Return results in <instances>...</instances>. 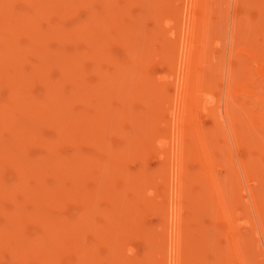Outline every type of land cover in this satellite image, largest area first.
Listing matches in <instances>:
<instances>
[{
    "label": "rangeland",
    "instance_id": "obj_1",
    "mask_svg": "<svg viewBox=\"0 0 264 264\" xmlns=\"http://www.w3.org/2000/svg\"><path fill=\"white\" fill-rule=\"evenodd\" d=\"M19 1L18 0H14L12 2H11V0L8 1L9 7H10L11 3H13V5H11V7H10L12 9L11 11H13V12H11L10 10H6V12H7L6 13L4 10L0 9L2 11V12L0 11V13H1L0 17L2 19V20H0V23L2 25L4 24L3 26L2 25L0 26V34H2V35H0V42H1L0 47H3V48H0L1 49L0 50V55H1L0 56V71L2 72V73L0 72V79H1V81H2V79L4 80L3 82L0 81L1 82L0 103L1 102L4 103V100L8 101L9 99L10 100L8 101V103L10 101H14V98H18L17 96L23 95V93L33 95V96H35V94H37V96H38L39 94L44 93L43 91H45V93L51 91L50 93H52V94L55 93L54 91H57L58 92L57 95L51 94V96H52L51 101L55 104L57 103V105H56L57 108L54 109L55 106L50 101L49 102L50 110H45L47 112H45L44 110L39 111L40 113L43 111V114H44L43 117H40L41 115L39 114L38 111H36L38 113V119L41 118V121H39L38 119H36L37 113L35 112L36 114H34L33 113L34 111H32L33 114L28 113L29 115H27V113H26V114L22 115L23 110H21L20 111L21 115L20 114L18 115L17 112L16 113H13L12 111L8 112V110L3 111V108L6 107V106L4 107V105L7 103L6 101H5L6 103L3 106H2L3 103H1V105H0L2 107V108H0V113L2 112L1 114H3V115L0 114L1 115L0 117L5 116L4 113L6 114V111L8 114L11 113L14 115V116L11 114L8 115V117L9 116L11 117V120H10V117H9V119H7L8 117L5 116L6 117V123H5L6 126L3 127L5 129L0 128V133H1L0 138L2 140V141H0V146H1L0 148L2 149L1 150L2 153L5 154L4 157L7 158V156H8L7 160H5L4 157L2 158V160L6 164V165H4L3 161H1V157L3 156V154L0 152L2 155V156H0V161L4 165L2 170H1L2 165L0 167V170L3 173V174L2 173L0 174V177L2 175V177L0 178L1 179L0 183L2 184L3 182H1V181L4 179H5L4 182L6 181L5 183H3L5 185L1 186V184H0V187H1L0 188V196L4 198V199H2V201H0V203L2 202V204H0V226L2 225L0 227V229L1 228L3 229L2 230L3 232L0 233V235H1L0 239H2L1 240L2 243L0 241V244L2 246L6 244L5 245L6 247L3 246L5 248H3L0 245L1 246L0 247V259H2V260H0V264H10V263L11 264H19V263H22V264H28V263L29 264H46L47 261H50V263L47 262L48 264H59V261L63 262V263L61 262L60 264H65L66 262H73V264L74 263L75 264L76 263L77 264H88V263L91 264V263H93V261L95 264L98 261H99L98 264H113V262L111 260L112 257L114 256L111 253L112 248L110 249L111 254H109V252H108L109 255L108 256L105 255V253H107V251H108V245L107 244L113 243L114 244L113 246H115L116 239L118 240L121 236V233H122V232L121 233L119 232V229H120L119 226L122 225L123 223H126L127 221L128 222L126 224H123V226L125 225L126 227H127V224H129V226L127 228L128 230L125 227L124 231L125 230L126 231L125 232L123 231L124 234L127 232L125 234L126 236L124 234H122L123 240L121 239L122 237L120 238L121 240H118L120 242L122 241V243H121L122 249L121 248L119 249L120 255H118V256H122L123 261L120 257L121 264H154V262L155 263L157 262V258L160 255V248L162 246L164 247V248H162V250L164 249L166 251L163 250L164 253L162 252L163 254H161V256L158 259H160L161 257L162 258L158 262L160 264H174V262H173V250H174V244H175L174 243V208L171 206L170 200L171 199L173 200L174 191L172 188H173L174 183H175L176 115L178 114V111H179V91H180L181 77L183 74L182 44L185 41V37H186L185 30L187 29V25L189 22V15L192 12L191 4H190L191 0H110L112 3L108 2L109 0H107V2L109 4L111 3L112 7H109L111 5H108V3L105 2L106 0H102V3L105 2L108 7L106 6V4H102V3L100 4L101 0L100 1L92 0V2H90L91 4L86 2L88 0H78V1H76V0H66V1L64 0V1H62L61 0L62 2H60V0H59L58 2H56L57 4H59V3L62 4L63 2L64 3H66V2L68 3L70 1L71 2H70V5L67 4V6H64L66 8L65 10H67L66 12L64 9H62V8H64L63 6L60 5L62 7L61 8L58 5V7H56V9H58V10H59V8H61V9H60L59 13L56 12L57 15L55 13V7L54 8L52 7V6H56L57 4L54 3L55 1L53 2V0H49L50 2H48V0H46V1L45 0H42V1L39 0L40 2L38 0H37V2H35L33 0H32L33 2L31 0H24V1L19 0ZM43 1H45V2H43ZM211 1L212 2L210 5V7H211L210 8V14H208V17H207V22L211 28V31H210L208 54H207V59L205 61V66L207 67V71L211 67V70H209V73L212 72V73H210L212 75L210 76V81H208V78L206 77V79L204 81V85H206V84H207V86L210 85L209 88L212 89V93L214 94L215 100H214V103L212 104V106H210L207 109V111H203V110L200 111V121L203 125H205V127L210 126V128L212 130V139H211V141L208 142V145H209V151L214 158L213 168L215 166L214 170L218 174V178H219L218 183L220 184L219 188H220V190H222V192H223L222 194H225L224 195V196H226L225 198H228L227 199L228 203L230 202L229 206L231 208H229V209H231V212H232V213L230 212L231 213L230 215H231V219L233 221V224L235 225V229H236L237 233L239 234V236L242 237L241 238V245H242V247H244L243 251L244 250L246 251V252H244V254L247 258V261L244 264H264V235H263L264 229H262L263 231L261 230V228H264V226H263L264 225V205H263L264 204V0H211ZM38 2L42 3V5L44 3V6H41V4L38 5ZM46 2H47V4H46ZM31 3H33V4H31ZM64 3H63V5H64ZM51 4H53V5L51 6ZM76 4L77 5L80 4V6H82V9L79 5L77 6ZM46 5H48L49 7ZM72 5H74V6H72ZM83 5H85V7ZM100 5H102V10H101ZM152 5L156 8H154ZM40 6L42 9L40 8ZM71 6H72V8H71ZM105 6H106V8H104V9H106L108 11V13H109V11H111L109 14L105 13L106 10L104 11V13H102L104 10L103 7H105ZM9 7L7 9H10ZM14 7H16L17 9ZM28 7H30V8H28ZM38 7H39V9H38ZM44 7L46 8L45 10H44ZM50 7H52V8L50 9ZM73 7H74V10H73ZM77 7L80 9L78 10ZM19 8L24 9L23 12H25L26 15L29 14L28 16H30L32 19L31 22H33V20H34V22H33L34 26L36 29H38L37 32H41L40 33L41 37L44 36V34H46L45 28H47L49 30V27H50V29H52V31L54 33L53 34L50 33V36H47V38L49 37V39H47V42H46L48 44L47 46H45V44H44V47H42L43 43L45 41L44 37L42 39V40H44L43 43L40 41L41 38L39 39V42H41L42 46L38 42V45L40 44V46L42 48H38L39 46L37 47V45H36L37 43L35 41L32 42V40H30L31 43H29L27 40H25L27 38L24 37V36L28 37V35H27L28 33H26V30H23V31L20 30L21 28L19 29V28L15 27L14 29H10L11 30L10 32L11 33L13 32L12 33L13 35L8 31V29L4 30L5 26H8L11 24V21H10V24H9V21H7L8 15L9 14H11L12 16H13V14L16 15V10L18 12L20 10ZM68 8H70V9H68ZM107 8H110V9L108 10ZM174 8H177L178 11L182 10L181 14L183 13L181 16L180 22H178V24H182V28L180 29V33L181 32L182 33L180 35V44H179L180 48H179L178 56H176L175 66L171 62V58H168V56H165V55H167V53L168 54L172 53V51L169 48L170 42L175 43L176 42L175 40L177 39V37L175 38L173 32H171L174 28L173 25L168 23V20L171 17H173L172 10ZM14 9H16V10H14ZM30 9H32V10H30ZM114 9H115V11H114ZM34 10H36V11L38 10V11L33 13L32 11H34ZM51 10H54L53 16L51 14V12H52ZM68 10H69V13H68ZM86 10L89 12L88 15L86 14V13H88ZM3 11L6 13V16H5V13ZM43 11H45V12H43ZM99 11H100V13H99ZM9 12H11V13H9ZM21 12H22V10H20V13ZM112 12H114V13H112ZM61 13H63L64 16L62 14V15H59V17H58V14H61ZM65 13H66V15H65ZM73 13L76 16L72 15ZM44 14L47 15V17ZM79 14H81V15H79ZM102 14L104 15L103 18H102V16H103ZM181 14H179V16ZM39 15H42L43 17L39 16ZM70 15H71V17H70ZM85 15H87V17ZM107 15H109V16H107ZM44 16H45V18H44ZM94 17H96V18H94ZM37 18L38 19L40 18V19L37 20ZM60 18H61V20H60ZM93 18H94V21L91 20ZM5 19L7 21L6 24L4 23ZM83 20H84V23H86V26H84L85 28L83 27L82 32H79V31H81V29L79 28V27H81L79 23L84 24ZM96 20L97 21L99 20V21L97 22ZM36 21L41 22V23H39V25H38ZM51 21H52V24L54 22H56L55 24L57 25V29L55 28L56 27L55 24H53V25H55V27H54L55 30L53 28H51V24H50ZM113 22L115 23V25L113 24ZM154 22H155V24H154ZM60 23H62V24H60ZM35 24H37V25H35ZM70 24H72V26H70ZM73 24H75V26H76V24H79V26H78L79 30L77 29V26L73 27ZM87 24H89V25H87ZM117 24L123 25L121 30L119 28H115V26ZM110 25L111 26L114 25V26L110 27ZM62 26L64 28L69 26V27H67L68 29L66 28L68 31L65 30ZM58 27H60V29ZM116 27H118V26H116ZM70 28H72V30ZM75 28H76V30H78L77 32H76V30H74ZM14 30H15V32H14ZM16 30H18V31L16 32ZM63 30H65L66 34H68L69 30H70V33L68 34V36H66L65 33H64L65 34V36H64ZM19 31L21 34L23 33V35L20 34L21 35L20 36L18 34ZM60 31L62 34L60 33ZM87 31H89V32H87ZM121 31H122V33H121ZM4 32H6V35ZM55 32L58 33L59 35H61L60 41H59L60 38H59L58 34H56ZM71 32L72 33L74 32V33L72 34ZM106 32H107V36H105ZM7 33H10L11 36ZM14 33H15V35L16 34L17 35L15 36ZM86 33H88V34H86ZM100 33H101V35H100ZM102 33H103V35H102ZM47 34H48V32H47ZM54 34H56V36H54ZM71 34H72V37H71ZM78 34L79 35L81 34V36H79ZM92 34L94 36L95 35L96 36L94 37ZM123 34H125V35H123ZM7 35H9V36L6 37ZM77 35H78V37H77ZM132 35H134L135 38H134V36L132 37ZM3 36H4V38H2ZM22 36L24 38H22ZM57 36H58V39H57ZM62 36H64V37H62ZM69 36L71 37V39ZM103 36H104V38H102ZM79 37H80V39H79ZM88 37L90 38L91 43H89L90 40L88 39ZM124 37H126V38H124ZM7 38H11V39H7ZM17 38H19V40ZM54 38H56V39H54ZM68 38H69V40H68ZM92 38L94 39V42H93ZM98 38H100V39H98ZM127 38H129L130 40H132L134 38L133 39L134 42H132L133 44L131 43V41L129 39L127 40ZM3 39H5L6 42H4L5 40H3ZM101 39H102V41H101ZM9 40H11L10 42H12V40H13L14 42H12V43H14V45L12 43H10ZM26 41L28 44L26 43ZM49 41H50V44L48 43ZM124 41L127 42L128 45ZM23 42H25V44H27V46L29 48H32V49L28 48L26 50L25 49L26 45ZM134 43H135V47H133ZM131 44H132V47L130 46ZM2 45H4L5 47ZM23 45H24V47H22ZM11 47H12V49H11ZM86 47H87V49H86ZM9 48H10V50H9ZM35 48H36V50H34ZM78 48H79V50H78ZM130 48L135 51V52L133 51V53L136 56L140 57L141 56L140 54H142V55L144 54L143 56H146V58L140 57L142 59H146V62L143 65L142 73H145V75L149 76L150 80L152 81V83H155V85H157V86L160 85L159 87H162V88L167 87V93H168L167 95L169 98L171 96H173V101H172L173 117H169L167 115L166 120H164V116L162 115V117H161V115L159 114V110L155 113H151V111H150L151 107H153V105L155 104V98L153 97V95L148 96L146 92H145V94H144V92H142L143 93V96H142V93L140 92L141 94L140 95L138 94L140 97L139 96L137 97L138 91H136V90L139 88V86H138L139 79L137 77H139V74H137L134 71H129V72L128 71H125V72L119 71V68L116 65L119 64L118 62L121 63L124 60L126 61V59L128 58L127 52H129L128 49H130ZM40 49H42L43 51L42 50L40 51ZM16 50H18V51H16ZM52 50L53 51L56 50V52H52ZM74 50H76V51H74ZM25 51H27L28 54ZM39 51H40V54H39ZM92 51H93L94 57H93V54L91 53ZM105 51H106V53H105ZM18 52L21 55H19ZM34 52H35V55H34ZM50 52H52L54 55ZM79 52H80V55H79ZM99 52L102 53V57L105 56L104 57L105 59H102L100 61V60H98L99 57L96 56L97 58H95V55H97ZM136 52L138 54H136ZM49 53H50V56H49ZM55 53H57L59 57ZM67 53L68 54L70 53V55L71 54L72 55L71 56L67 55ZM103 54H107V56L103 55ZM33 55H34V57H33ZM73 55L77 56L75 58V62L77 63L78 66H79V63H82L81 61H83V65L85 64V66H79L80 67L79 71H81V72L79 73L78 76H76V75L74 76V74H75L74 68H75L76 64L72 60V59H74V58H72ZM37 56L40 58V60H41V58H43L42 61L47 62V64L44 65V62H41ZM63 56H64V58H63ZM75 56H73V57H75ZM5 57L7 59L9 58L8 61ZM19 57H21L24 60L23 63H21L23 60L21 58L19 60ZM52 57H53V59H52ZM55 57H57V59ZM60 57L63 59H61ZM166 57H167V59H166ZM80 58H81V60H79L80 61L79 62L78 59H80ZM91 58L96 59L97 61L94 62ZM35 59H37V60H35ZM50 59H52V60H50ZM54 59H56L57 62L54 61ZM58 59L62 63L60 66L58 65V63H60V61ZM1 60H3L4 62ZM69 60L70 61L72 60L73 65L71 67L69 65H67V62ZM18 61H20L19 62L20 64L19 63L16 65L13 64V63H17ZM36 61H39V62H36ZM49 61H52V63H50ZM29 62H30V64H29ZM35 62H36V64L34 65ZM93 62L95 64L96 63L97 64L95 65ZM41 64L43 67H39ZM50 64H51V66H53V67H50L51 71L48 69L49 68L48 66H50ZM13 65H14V68H16L18 66L20 67V65H22L21 69L22 68L23 69L22 70L19 69L21 74H22V71L24 70L23 74L20 75L21 79H22V81L20 80L21 84L18 82H16V83L14 82L15 80L12 77L13 69H10L11 66H13ZM25 65L26 66L28 65V66L26 67ZM33 65H34V67H32ZM37 65L39 68L37 67ZM80 65H82V64H80ZM5 66H6V68H5ZM24 66H25V68H24ZM44 66H45V68H44ZM93 66H94V68H93ZM95 67L97 68V70ZM172 67H173V69H172ZM4 68L7 70L5 71ZM32 68H33V70L30 71V69H32ZM34 68L37 70L35 71ZM70 68H72V70ZM81 68H82V70H81ZM83 68L85 70H83ZM26 69L28 70V73L31 72V74H30L31 77L27 75L28 73H27ZM44 69H46V71ZM47 70L50 72L48 73ZM68 70L70 72H67ZM3 71H5V72H3ZM34 71L37 74L38 73L41 74L42 77L39 74L38 75L35 74ZM43 71H45V72H43ZM59 71L61 73H64V72H67V73L61 74ZM42 72H43V74H42ZM54 72H56V74ZM57 72H59V73H57ZM84 72L87 74L84 75ZM6 73L11 74V75L8 76ZM24 73H26V75H24ZM45 73H48V74H45ZM68 73H70V75H71V73H73V74L70 76ZM81 73H82V77H80ZM66 74H68V75H66ZM1 75H2V77H1ZM4 75H6V76H4ZM23 75L26 77L23 78ZM59 75H60V77H57ZM10 76H11L13 81L11 80ZM38 76H40V77H38ZM74 77H75V83L76 84H82L83 89L86 90L88 88V91L90 89L89 92H91L93 90L92 93L90 94V96H89L88 91H85L82 89H81L82 92L79 90L82 95L80 94V92L73 91V89H74L73 86H75L76 84L74 82L70 81V79L71 78L73 79ZM94 77H96L95 80H94ZM9 78L13 84L6 83L7 81L11 83V81L8 80ZM26 78H28L26 80V82H28V84L23 83V86H21L22 82H25L24 80ZM35 78H37V79H35ZM42 78H44V79L41 80ZM52 78H54L55 81ZM57 78H60V79L56 80ZM121 78H122V80H119L120 83H118L119 82L118 79H121ZM127 78H130V80H128ZM165 78H166V81H165ZM45 79H46V82L44 81ZM64 79H65L64 82L66 83V85L63 82ZM67 79H68V81H67ZM78 79H81L83 81H81V80L79 81ZM105 79H106V81H105ZM31 80L33 83L31 82ZM48 80H50L51 82L53 81L54 83L52 84ZM61 80H62V82H61ZM73 81H74V79H73ZM48 82H50L51 85L49 84V86H48V84H47ZM80 82H82V83H80ZM90 82H91V84H90ZM95 82L101 84L100 87L98 88L100 90H98V89L96 91H94V89L91 90L90 87H92L93 84L95 86L97 85V83H95ZM125 82L127 84H124ZM3 83H6L7 86L4 85ZM45 83H46V85H45ZM56 83H59L58 86L56 85ZM69 83H72V84L69 85ZM102 83H104V84H102ZM122 83H123V85H122ZM17 84H18L19 88H18ZM31 84H32V86H31ZM14 85H16L17 87H14ZM25 85H26V87H24ZM44 85H45V87H44ZM104 85H105V87H107L106 90L104 89V95L105 96L107 95L106 99H103L105 97L102 98V96H104L103 91H102V89H103L102 86L104 87ZM62 86H64V87H62ZM28 87L31 88L32 90L31 89L27 90ZM67 87H69V88H67ZM71 87H72V89H71ZM8 88H9V91H8ZM15 88H16V90L18 88L17 92H13V96H16V97L13 98V96L10 97L9 94L7 95V92L12 94L11 92L13 90L16 91ZM44 88H45V90H43ZM21 89H22V92H21ZM69 89L71 91H69ZM10 90H12V91H10ZM64 90H67V92L69 91L70 93L69 92L67 93ZM61 91H64V93L61 94L62 93ZM99 91H101L100 93L102 95H100V93H96ZM20 92H21V94L19 95ZM71 92L74 93L76 96H74V94L72 95ZM15 93H16V95H15ZM85 93H87L88 96H86V95L84 96L83 94H85ZM93 93H94V95H93ZM3 94H5V96ZM60 94L62 95V97H60V99H59V96H61ZM64 94H65V96H64ZM79 94H80V96H79ZM98 94L101 98L98 96ZM134 94H136V95L134 96ZM95 95H97L96 100L98 98L102 99V100L96 101L94 99ZM20 97H22V96H20ZM74 97H75V99H74ZM84 97H86V98H84ZM89 97H91V98H89ZM159 97H160V95H159ZM62 98H64V99H62ZM65 98H67V99H65ZM70 98L73 99V101L72 100L70 101ZM81 98L83 100L85 99L83 101V103L80 102V101H82ZM87 98H88V101L90 100L89 103L91 105L88 102H85V101H87L86 100ZM18 99L20 101L17 100V102L19 101V103H20L21 98H18ZM92 99H93V101H92ZM54 100H56V102ZM59 100H61V101L64 100V102H66V103H64V102L60 103L61 101H59ZM105 100H107V101H105ZM58 101H59V105L61 104L60 106L58 105ZM102 101L105 103H102ZM226 101H227L228 111L230 112L228 117L225 115ZM17 102H15V104L18 105L19 103H17ZM67 102H68V106H70V105L72 106V108L69 107V110L72 109L70 112L75 113V114L71 115L69 110H66V107L68 108ZM84 103H86V104L88 103L87 106ZM94 103L96 105H94ZM99 103H101V104L98 105ZM53 106H54V108H52V110H51V107H53ZM63 106L65 107V109ZM101 106H102V109H101ZM58 107H59V109H58ZM60 107H62V108H60ZM60 109L62 110V114H63V111L70 113V114H66V115H68V118L70 116H72L73 119L71 117L70 118L73 122L75 120H76L75 122H78L79 118L81 121V117H82V121L84 122L85 119H83L84 118L83 116L86 115L88 118L89 117H91L92 119L96 118L95 123H94V120L92 122L91 120L88 121L87 120L88 118H86L85 123L87 121L92 122V123H90L91 127L89 126V128H88V125H87L88 123L87 124L84 123L85 127L88 129L87 130L82 123L81 126H79V129L81 130L80 131L79 129L75 128L78 126V123H80V121L77 123V126H76L75 123L73 125L72 124L73 122H71V120L69 119L70 124H67L66 121L68 120V118L65 115V112H64L65 117H63ZM48 111L49 112L54 111V112H51L53 114H51V113L49 114ZM84 112H86V113L84 114ZM55 113H57L56 116H55ZM35 115H36V117H35ZM46 115H47V117H46ZM50 115L51 116L53 115L54 118H53V116L51 117ZM59 115H61V118ZM78 115H79V118L77 117ZM115 115L117 118L115 117ZM150 115L152 116V119L149 122V116ZM12 116H13V119H12ZM20 116H23L22 119ZM48 116H49V118H48ZM142 116L145 118V120H144L145 124L144 125L139 124V122L142 123L141 122ZM14 117H16V118H14ZM17 117H19V119ZM26 117L27 118L30 117V118L27 119ZM44 117H46V119H43ZM50 117L54 120L55 123H56V120L59 118L57 120V124L54 123L55 125H59L61 123L60 124V126H61V125H63L62 121H63V123L65 121L66 124H64V125L67 126V127H65L63 125V127H64L63 129L65 132L63 131V133H62V131H60L62 129V128H60V126L58 127V126L54 125L55 128L51 127L53 125L52 124L53 120ZM74 117L75 118L77 117L78 121H77V119H74ZM24 118L26 120H23ZM47 118L50 119L49 122H48ZM114 118H116V120H113ZM60 119H63V120H61V122H60L59 121ZM64 119H67V120H64ZM4 120H5V118H3V120H0V124ZM18 120H19V122H17V124H15V122ZM43 120H44V123H42ZM9 121H10V123H9ZM25 121H26V124H24ZM46 121L48 123H46V125H45ZM114 121H115V123H114ZM133 121H134V123H133ZM136 121L137 122L139 121V122L137 123ZM7 122H8V124H7ZM11 122H13V124H11ZM107 122H110V123L108 124ZM3 123L1 124V127L3 126ZM113 123H114V126H113ZM135 123H137V126ZM43 124H44V126H43ZM11 125L15 126L16 128L18 126L17 129L19 131L13 132V135L15 137H16V135H18L19 137L17 136L15 138V137H13V135L11 136L12 129L15 131L17 130V129H15V127H13V126L11 127ZM22 125L25 128L28 125H31V127H28V130H27V128L24 129L22 127ZM32 125H33V127H32ZM36 125H40L38 127L39 129L42 127L40 132L38 131V128H36L37 127ZM69 125L75 126L74 127L75 130H74V128L72 129L74 132H71V130H70L71 126H69ZM108 125H110V126L108 127ZM140 125H142L143 127H141ZM19 126L21 128V133H20ZM111 126H113V127H111ZM9 127H10V129H9ZM81 127H82V129H81ZM107 127H108V129H107ZM135 127H137V128H135ZM22 128L24 130H22ZM29 128H31L32 130L30 129V131H29ZM33 128H34V130H33ZM67 128H69V129H67ZM141 128H143V129H141ZM139 129H140V131H139ZM7 130H11L10 133ZM56 130L60 131V132H58L59 134L57 133ZM141 130H143V132H141ZM78 131L81 135L78 134ZM90 131H91V134H88V133H90ZM105 131L106 132L108 131L107 132L108 134ZM160 131L162 133H163V131H165L164 133L168 136L169 143H167V145H166L167 147L166 146L161 147L158 144V137H159ZM168 131L170 133H168ZM69 132H70V134L68 136ZM92 132H94V133H92ZM100 132L102 134H100ZM38 133H40L39 134L40 137L38 135L35 136ZM60 133H62V135H64L65 138H62L64 136H62ZM66 133H67V137H69V138L66 137ZM2 134H4V135L2 136ZM33 134H35V135H33ZM73 134H74V136H72ZM86 134L89 136L87 137ZM98 134H100V136L101 135L104 136L106 134L105 135L106 137L104 138L103 136H101V137H103V139H99L101 137ZM21 135L23 137H26V138H28L27 135H29V137H31L32 140L35 139V141H37V142L32 143L31 146L28 143V141H32V140H30V138L28 140H24L25 142L27 141L26 144L23 140H22V142H20L22 139V138H20ZM82 135H84V136H82ZM70 136L72 139L70 138ZM12 137L15 138L14 141H13ZM54 137H56V139ZM59 137H61L62 140ZM73 137H76V138H73ZM10 138L13 141V143H12L13 146L10 143V142H12ZM19 138H20V140H19L20 145L18 144ZM37 138H38L39 142H38ZM48 138L51 140V142H50V140L48 141ZM83 138H84V140H83ZM7 139H8V141L10 139V141L6 142ZM16 139H17V141H16ZM74 139L77 141H75ZM90 139H92V140H90ZM54 140L56 141V143L54 142ZM102 140H104V141L102 142ZM196 140H197L196 136H193L191 138V146L189 148V152H192V153H198L199 152L197 149L198 144H197ZM70 141H72V142H70ZM15 142H17L18 145L15 144ZM41 142H44V143L46 142V144H44L45 146H47V142H49L48 147H44V145H42L43 143H41ZM97 142L99 143L98 145H96ZM126 142L128 144V146L126 147V154H127L128 158L127 157L125 158V160L123 162L124 166L123 165L120 166L119 164H116V163H114V166H116L118 169L122 167L123 171H121V172L122 173L124 172L126 174H132L133 171H134L133 173H135V171L137 169L140 170V168H142L144 170V172H146L147 174H149V175L152 174V176L148 180L144 181L143 186L141 188L142 189L141 193H140L141 195L138 198V202H137V199L135 198V191H134L133 187L130 186V183H128V179L126 181H123V179H121L122 178L121 176L118 177V179L113 178L114 181L112 182V184L109 185L108 184L109 179H110L109 177L112 175V173H110V169H108L105 172H102V174H101V172H99L97 170V168H95V167L89 168V166H90L89 165L85 169L86 166L83 165L82 166L83 170L89 169L88 171H86V172L84 171V173H83V170L81 169L82 167L76 166V165H78V163H80V159H78V157H77L76 161L77 162L79 161V162L76 163L73 161L74 159L71 158L73 155V152L75 151L74 152V154H75L78 151L75 149L77 147L80 150V151H78L80 157H82V158L86 157V159L88 157L89 159H91V157H89V156H93V158H92L93 161H94V158H96L95 161L99 160L98 162L104 163L105 160H106V162L109 160V158H110L109 154H111L110 151L112 152V150H113V152H114L116 149L120 148L122 146V144H125ZM6 143L7 144L10 143L12 148L15 147L14 144L16 145L17 148H18V146L22 147L23 144H25L24 146L29 144L28 145L29 148H27V146H26V148L23 146L22 150H20V149L15 150L16 147H15V149H9L10 148V146H9V148L3 149V147L7 146V145L4 146ZM21 143H23V144L21 145ZM51 143H52V147L50 146ZM54 143L57 144V146H58L57 148H55V145H53ZM100 144L107 146L109 148L108 150H110V151L107 150V147H103V145H102V147H100L101 146ZM59 147H60V149H59ZM70 147H73V148H70ZM46 148H50L52 150L46 149ZM104 148L106 149V151ZM23 149H25V151L27 149H29L27 151V153H28V155L30 153V155L33 159L30 158V156L27 157L26 156L27 153ZM55 149H56V151L54 153L53 150H55ZM3 150L4 151L9 150L8 151L9 153L13 152V153H11L12 155L14 154L13 157L11 155L9 156L8 155L9 153L7 152L8 153L7 154ZM46 150L50 151V152H47ZM15 151H18L21 154L19 155V153H14ZM105 152H106V154H104ZM23 153H24V155H23ZM48 153H49V155H48ZM63 153H66V155H63ZM77 153H76V155H78ZM81 153H83V154L80 155ZM98 153H99V155H98ZM6 154H7V156H6ZM15 154H17V155H15ZM32 154H36V157H34L35 155H32ZM37 154H40L39 159H41V160L35 159V158L39 157V155H37ZM69 154H71V155H69ZM134 154L138 158H136V156ZM22 155L27 157L28 160L30 159L28 162V163H30L29 167H28V163H27V165H25L26 163L24 164L22 162L26 158H24V157L18 158ZM52 155L54 156V158H52L53 157ZM62 155H63V158H62ZM84 155H86V156L84 157ZM94 155H95V157H94ZM42 156H43V158H42ZM55 156H56V160L58 159L59 156H61V157H59V160H60L59 162H62L61 158L64 161L62 163L58 162V164L55 163L58 161V160L57 161L55 160ZM96 156L99 158H97ZM17 158L19 159L18 160L19 162H22V167H20L21 163H19L17 160L16 161L14 160L15 161L14 163L17 162L16 163L17 172H16V169H14L16 167H14L15 164L12 163V161H13L12 159H17ZM69 158L72 160V162H71V160H69ZM100 158H101V161H100ZM20 159H23V160L20 161ZM8 160H11L8 162L11 164L7 163ZM103 160H104V162H103ZM32 161H35L36 164L39 162L40 164H38V165L41 167H38V165L36 167L35 163L34 162L32 163ZM66 161L68 163L71 162V164H73L74 168L72 167V169H71L70 167H68L67 166L68 163ZM1 162H0V164H1ZM24 162H27V160H25ZM45 162L47 163V165L45 164ZM53 162H54V164H53ZM242 162H244V163H242ZM245 162H247V163H245ZM49 163H50V165H49ZM164 163H167V164H165V166H164ZM33 164H34V166H33ZM63 164L65 167L63 166ZM12 165H14L13 166L14 168H12ZM48 165H49V167H51L53 169H49ZM54 165H56L57 167L56 166L54 167ZM79 165H81V164H79ZM195 166H196L195 160H190L189 166H188L189 172L192 171ZM31 167H35L37 169H40L44 176L41 174V171L36 170L34 168L36 170V172L34 170L35 175H30V178L34 177V179H30L31 181H29V180L25 181L24 179L27 180L29 178V176H27V175H29L28 174L29 172H27V175L25 174V172L28 171L26 169L27 168L30 169ZM18 168L21 171L18 170ZM22 168H26V169H23V171H22ZM43 168L47 169L49 172L44 173L47 170H45V169L43 170ZM54 168H56V169L54 170ZM65 168H67L68 170H66ZM163 168L165 171L163 173V174H165V177L160 176V175H162ZM244 168L247 169L246 170L247 172H244L245 171ZM32 169H31V171H32ZM78 169H81L82 171L81 170L79 171ZM94 169H95V171H94ZM5 170H6V172H5ZM64 170H65V172L66 171L67 172L65 173ZM92 170H93V172H92ZM31 171H30V173H31ZM21 172H22V174H21ZM50 172L51 173L54 172V173H52V175H51ZM59 172L60 173L62 172L61 175H59ZM63 172H64V174H63ZM88 172H90V173H88ZM95 172L97 174H95ZM248 172H249V174H248ZM38 173H39V175L36 176V174H38ZM70 173H72V174L70 175ZM45 174H46V178L44 179L43 177H45ZM56 174H57V176H56ZM81 174H83V175L86 174V176H84L85 178ZM22 175L23 176L26 175L27 177H24V178L22 177L23 178L22 179L21 178ZM58 175H59V177H58ZM63 175H65V176L68 175L67 177L70 176L69 179L71 181ZM99 175H102L100 177H103L104 179L106 177L107 178L104 180L103 178H100ZM35 176H36V179H35ZM38 176H39V178H37ZM40 176H41V178H40ZM88 176H90L93 179H91ZM159 176H160V179H159ZM42 179L45 180L44 184L47 185V183L49 181L50 186L51 187L54 186L52 189L49 186V184L47 185V187L45 185L44 186L45 189L44 188L43 189L45 192L48 191V193L46 192V194L44 193V191L41 190L42 187L39 188L41 183H43ZM50 179H51V181H50ZM76 179H77V181H76ZM83 179L86 181V183H84L85 181ZM101 179H102V181H101ZM22 180L24 181L23 182L24 184L21 183ZM37 180L39 181L38 183L36 182ZM52 180H54L53 186L51 185ZM61 180L64 181V184H63V181L61 182ZM65 180H67V181H65ZM72 181L74 183H71ZM98 181H100V182H98ZM104 181H105V183H106V181H108V183L105 184V186L109 185L110 191H107V189L104 188L105 187L104 183H102ZM204 181L200 183L199 180H197L196 178L190 177L189 178V184H188L189 198L187 199V202H186V206H187L186 207V211H187L186 217H187L188 222L191 224L190 225V228H191L190 231H192L194 235L192 236V238H187V242L188 243L192 242L191 248H194L195 251L198 252V256L196 257L197 262L196 263L194 262V263L195 264H243L240 262L239 258L236 256V253L233 252L231 241L227 238V235H225L224 232L222 231V227L224 225V222L220 218V215L218 216L217 208L215 206L217 203L216 201L218 200V199H216L217 196L214 193V190L211 188L212 186H210L209 182L207 183L206 180H204ZM31 182H34V183H31ZM77 182H79V183H77ZM82 182L86 185H84ZM28 183H29V185L33 184L35 187L33 185H31V187H33V188L29 189L28 188L29 185H27ZM75 183L77 185L81 184L78 186H81L82 188L86 186L85 189L88 192L82 188L77 190L78 186ZM36 184H37V186H36ZM56 184L58 187L56 186ZM167 184H169V185H167ZM62 185L64 187L67 186V188H64ZM74 185H76L77 187H75ZM5 186H6V188H4ZM25 186H27V187H25ZM41 186H43V184ZM60 186L62 187V189ZM70 186H72V187L74 186V189L71 188ZM167 186H169V188ZM252 186H253V188H255V190L257 189L256 190L257 193L253 192V194L251 195V193L249 192L248 189L253 191ZM10 187H12V188H10ZM13 187H16L17 189L13 188ZM55 187L58 189V191H60L61 195H59V193L57 192ZM68 187H70L69 190H68ZM46 188H47V190H46ZM54 188H55V190H54ZM101 188H102V190H100ZM20 189L23 192V194L20 192ZM35 189L41 190V192L39 191L38 193H41L42 195L44 193L45 196L44 195L40 196V194L38 195V193H37V191H35ZM91 189L93 190V192ZM95 189H96V191H95ZM62 190H64V191H62ZM28 191H30L28 193L29 195H26L27 194L26 192H28ZM31 191H32V194H31ZM33 191L36 192L35 194H37V195H34ZM168 191H169V193H167ZM17 192L18 193L20 192V194H18ZM90 192H91V194H90ZM94 192H96V193H94ZM107 192L109 194H107ZM2 193L4 195H1ZM57 193H58V195H57ZM72 193H73V195H75L74 197H73ZM78 193L80 194V196ZM97 193H98V195H97ZM161 193L162 194L164 193L163 196L165 195L164 196L165 198H163ZM254 193H256V194L254 195ZM13 194H15V195H13ZM16 194H18V195H16ZM47 194H49V195H47ZM86 194H87V196H86ZM110 194H112V196ZM258 194H259V196H258ZM21 195H23V196H21ZM32 195H34V196H32ZM66 195H68L69 197ZM70 195H72V198ZM94 195H96V196L94 197ZM107 195H108V197H107ZM109 195L113 199H115V201H111L112 198L109 197ZM18 196H19V198H18ZM51 196L54 198V200H53V198H51ZM157 196H158V199H157ZM160 196H161V198H160ZM249 196H251V197H249ZM255 196H257V198H255ZM7 197L9 199H11L13 204H11V201L9 199L7 200ZM14 197H17V198H14ZM20 197L22 198V200ZM32 197H33V199H31ZM56 197L59 200H57ZM77 197H78V200H76ZM167 197H169V198H167ZM252 197L254 200H252ZM74 198H76V199H74ZM28 199L29 200L31 199V200L29 201ZM47 199L49 202L47 201ZM161 199H163V200H161ZM255 199H258V201L261 203V205L259 202H257V200H256V202L259 204H256V202L254 203ZM38 200L40 203H38ZM65 200H66V203H65ZM87 200L89 201L88 203H87ZM129 200H134L136 203L134 206V208L136 207V209H134L135 210L134 211V214H135L134 218L135 219L132 217L133 216L132 212H129L130 210L127 211L128 207L127 208L125 207V206H127L126 204L130 203ZM16 201H17V203H15ZM18 201H19V203L21 201L22 202L20 204H18ZM116 201L118 203H120L119 205H120L121 209L114 211L118 208V206L115 205ZM159 201L160 202L162 201L163 205L165 203L164 210H163L165 213L161 212V211H160V213L158 212V207L160 204ZM6 202H8V203H6ZM71 202H73L74 205L71 204ZM83 202H85V203L83 204ZM113 202H114V204H113ZM123 202H124L125 206L124 205L122 206ZM167 202H168V204H167ZM27 203H29V204L27 205ZM30 203L31 204L33 203L32 210L30 208L32 206ZM60 203L62 206L60 205ZM64 203H65V205H64ZM24 204H26V205H24ZM39 204H41L40 205L41 208L39 207ZM151 204H152V206H151ZM2 205H3V207H2ZM11 205L12 206L15 205L14 208L13 207L10 208ZM43 205L45 206V208ZM84 205L89 206L90 211L93 213H90L89 222L85 225V227L83 229L80 230L81 232H78V230L76 231L73 228V226H71V224H68L66 221H68V220L70 221L69 217H71V214H68V213L77 214L78 210L81 211ZM113 205H114V207H113ZM153 205H154V208H152ZM197 205L201 208L202 207H204V208H202L201 212L199 213V216L197 214L198 220L196 222V220L194 221V217L196 216V213H195L196 207L195 206H197ZM26 206H28V209H26L27 208ZM48 206H50L51 208L49 209ZM15 207H16V209H15ZM22 207H23V210H21ZM60 207H61V209H60ZM9 208H10V210L8 211ZM39 208H40V210H39ZM80 208H81V210H80ZM4 209L6 211H8L6 214H5L6 211H4ZM11 209H12V211H11ZM29 209H30V213H28ZM34 209H36V211ZM42 209H43V211H41ZM59 209L61 211H58ZM24 210L27 212H25ZM50 210H53V212ZM102 210L103 211H109L110 215L112 213L114 216H116L118 218V225H117L116 229L112 230V231H114L113 233H115V234H112V236H111L110 235L111 233H109L108 235H106L107 238H104V240L100 241L99 238H95V236L97 234V232H95V231L97 230V225L99 224V222L101 223V221L105 217L104 216L105 213H102ZM23 211H24V213H23ZM32 211H34V212H32ZM40 211H41V213H40ZM55 211H57L59 213H57V212L54 213ZM126 211L128 212V214H127L128 216L126 215ZM131 211H133V210H131ZM9 212H10V214L7 216V214ZM35 212L37 214L38 219L36 218V215H34V217H33V214ZM100 212L102 213V215H100ZM257 212L258 213L260 212V213L257 214ZM12 213L16 214V215H14V217L17 216L16 219L14 217H11V215L13 216ZM39 213L42 214V216ZM45 213H48V214L46 215ZM62 213H64V215ZM122 213H123V215H122ZM4 214L6 215L7 218L4 216ZM21 214H23V215L21 216ZM43 214L46 215V218ZM124 214H125L126 218H125ZM24 215H25V217L26 216H28V217L25 218V217H23ZM49 215L52 217L57 215V216L61 217L62 219L66 216L68 217V219L64 218V220L66 219V221H63L62 223L60 222L61 224L58 223L59 226L58 225L56 226V228L59 227L57 230L62 229L61 230L62 232L60 233V235L62 233H63V235L55 236L54 238H52L55 240H52L50 242L48 240H45L46 242L44 241V246L40 245V246H38L39 247L38 248L37 244L42 243L41 238H44V236L47 235L45 233V231L48 232L50 230L49 228H53L55 230L54 227H51L53 225V223L51 222ZM232 215H233V217H232ZM258 215H260V216H258ZM9 216L11 217V219H13V221H10ZM18 216L22 217L21 220H18ZM30 216H32L33 219ZM40 217H42V219ZM23 218H25V219H23ZM27 218H30L32 220H30V219L28 220ZM35 218H36V221H35ZM130 218H132V220ZM245 218L248 219V223L245 222ZM261 218H262V220H260ZM7 219H9V222H12V223L9 224ZM21 221L23 222V225H21L22 224ZM14 222L16 225L13 224ZM17 222L19 225L17 224ZM133 223H135V224H133ZM40 224H42L43 226H41ZM49 224H50V226H49ZM8 225L10 227H8ZM17 225H18V227H17ZM67 225H69V226H67ZM88 225H89V227H88ZM197 225H199V226L197 227ZM21 226H23V227H21ZM132 227H134V228H132ZM199 227H202L204 229V231H206V233H207L206 240L202 238V236H201L202 233L199 231L202 229ZM9 228L11 230H8ZM20 228L22 230H20ZM13 229L16 232H14ZM4 230H5L6 234L4 233ZM24 231H26L27 234H25L26 232H24ZM112 231H110V232H112ZM7 232H8V234H7ZM10 232H12L13 234ZM18 232H19V234H18ZM33 232L36 233L34 240H33V238L31 239V237L34 236ZM118 232H119V234H118ZM2 234H3V238H5V239L7 238L6 240H9V241H6L5 239H3ZM14 234H15V236H12ZM16 234L18 235V237ZM7 235H10V237L9 236L7 237ZM20 235H22V236H20ZM23 235H24V238H23ZM26 235L28 237H26ZM30 235H31V237H30ZM68 235H70V236H68ZM115 235H116V237H115ZM38 236L40 237V239ZM65 236H66V238H64ZM59 237H61V238H59ZM10 238H12V239H10ZM29 238H30V240H28ZM113 238H115V239H113ZM23 239H26V241L28 242L29 245ZM36 239H37V241H36ZM66 239L68 242L66 241ZM58 240H61V241H58ZM97 240L100 242H98ZM159 240H162V242H161V246L159 248H157V245L159 246V244H156V242H158ZM76 241H77V243H76ZM11 242H13V244L14 243H16V244H14L12 247ZM20 242L22 244L23 243L24 244L21 245ZM29 242H31L32 245ZM55 242H56V244H55ZM79 243L83 244V248L80 245V248L82 250V254L77 252L78 255L74 257V254L71 255V253H73L74 250L77 251V248H78L77 246H79L78 245ZM116 243H117V241H116ZM151 243L155 247L154 246L151 247L150 246ZM162 243H163V245H162ZM19 244H20V246H18ZM85 244H86L85 247H87V248L84 247ZM91 244H92V246H91ZM105 244H106V246H105ZM121 244H118L117 246L120 247ZM10 245H11V247H10ZM25 245L28 249L23 248V250H24L23 251L21 248L25 247ZM61 245H64L63 248L61 247ZM193 245H194V247H192ZM29 246H30V248H29ZM32 246H33V248L31 249ZM41 246H43V247L41 248ZM51 246L52 247L54 246V247L52 248ZM189 246H190V244H189ZM189 246L187 244V247H186L187 251L192 252L193 250L191 249V251H190ZM16 247H17V249H16ZM58 247H60L61 249L56 250V248H58ZM217 247H219V248L221 247L222 251L217 249ZM46 248H48V249H46ZM196 248L198 251L196 250ZM1 249L3 252L1 251ZM19 249H21L23 251V254L25 252H27L26 253L27 255L28 254L30 255L31 254L30 252L32 251L33 256L30 255V257L28 259V257L27 258L25 257L27 255L26 254L22 255V251H20ZM87 249H88V251H87ZM117 249H118V247H117ZM147 249H150V250H147ZM13 250L14 251L16 250V251L14 252ZM28 250H30V251H28ZM52 250H53V252H51ZM54 250H55V252H54ZM89 250L91 252L93 251V253H96V255L94 254V256H89L91 254V253L88 254ZM47 251L49 252V254ZM60 251H62L61 253H63V254H61ZM94 251H96V252H94ZM12 252H13V255H12ZM16 252H17V254H16ZM37 252L40 254H38ZM42 252H44L46 254H44ZM69 252H71L70 255L68 254ZM101 252H105V253L103 254ZM35 253H36V255H34ZM140 253H141V255H140ZM201 253H203V255H201V257H199V254H201ZM42 254L44 256L41 257L40 255H42ZM54 254H56V255L58 254L57 257L60 255L63 257L60 256L61 258H57L56 255H54ZM99 254H101V255H99ZM7 255L9 258L7 257ZM10 255L12 257L11 260H10V258H11ZM14 255H15V257H14ZM18 255H19V258H18ZM50 255H51V257H50ZM102 255H103V257H102ZM95 256H97V257H95ZM110 256H111V258H110ZM151 256L153 258L154 257H156V258L153 259ZM31 257H32V259H31ZM89 257L92 258V261H91V259H89ZM94 257L96 258V260ZM104 257H106V258H104ZM23 258H26L25 260H28V261H24ZM73 258H75V259H73ZM85 258H88V259H85ZM102 258H104V260H102ZM34 259H35V262L37 261L36 263H34ZM43 259H44V263H42ZM66 259H69V260L67 261ZM57 260H58V262H57ZM17 261H18V263H17ZM38 261H40V262H38ZM124 261H126V263ZM4 262H6V263H4ZM159 263H157V264H159ZM119 264H120V262H119Z\"/></svg>",
    "mask_w": 264,
    "mask_h": 264
},
{
    "label": "bare ground",
    "instance_id": "obj_2",
    "mask_svg": "<svg viewBox=\"0 0 264 264\" xmlns=\"http://www.w3.org/2000/svg\"><path fill=\"white\" fill-rule=\"evenodd\" d=\"M8 1H10V0H0V9L1 10H4L5 12H6V10H12L10 7H11V5H13V3H11L12 1H14V0H11V5H10V7H9V3H8ZM19 1V0H18ZM22 1H24V0H22ZM32 1V0H31ZM33 1H35V2H37V0H33ZM32 1V2H33ZM39 1V0H38ZM40 1H42V0H40ZM39 1V2H40ZM46 1V0H45ZM45 1H43V2H45ZM55 1V2H54ZM59 0H53V2L54 3H56V2H58ZM62 1H64V0H62ZM61 0H60V2H62ZM66 1V0H65ZM76 1H78V0H76ZM98 1H100V0H98ZM20 2V1H19ZM34 2V3H35ZM38 2V5L39 4H41V6H44V3H43V5H42V3H39ZM48 2H50L49 0H48ZM71 2V1H70ZM70 2H66V3H64V5H63V3L62 4H57L56 6H52L53 4H51V6L54 8L55 7V13L56 12H60V9L62 8L61 6H67V4H69L70 5ZM74 2V1H73ZM72 2V3H73ZM87 3H89V4H91L90 2H92V0L90 1V0H88V1H86ZM106 3H108V2H111L110 0L107 2V0L105 1ZM102 3V0H101V2H100V4L102 3V4H106V3ZM211 0H191V9H192V12L190 13V15H189V22H188V25H187V29L185 30V32H186V37H185V41L183 42V44H182V53H183V59H182V69H183V74H182V77H181V82H180V91H179V111H178V114L176 115V159H175V183H174V186H173V191H174V194H173V200L171 199H169L170 200V203H171V206L174 208V250H173V262H174V264H195L196 262H197V260H196V257L198 256V252H196L195 251V249L194 248H191V243L192 242H187V238H192V236L194 235L193 234V232L192 231H190V223L188 222V220H187V217H186V213H187V211H186V202H187V199L189 198V188H188V184H189V178L191 177V178H196L197 180H199V182L201 183V182H203L204 180H206V182L208 183L209 182V184H210V186H212L211 188L214 190V193L216 194V199H218L216 202V208H217V214H218V216L220 215V218L222 219V221L224 222V225H223V227H222V231L224 232V234L225 235H227V238L231 241V243H232V250H233V252L234 253H236V256L239 258V260H240V262L241 263H246V261H247V258H246V256H245V254H244V252H246L245 250L243 251V248L244 247H242V245H241V238L242 237H240L239 236V234L237 233V231H236V229H235V225L233 224V221H232V219H231V209H229V208H231L230 206H229V204H230V202L228 203V201H227V199L228 198H225L226 196H224L225 194H222L223 192H222V190H220V184L218 183L219 181V178H218V174L215 172V166H214V168H213V165H214V158H213V156L211 155V153H210V151H209V145H208V142L209 141H211V139H212V130H211V128H210V126L209 127H205V125H203L202 123H201V121H200V111H207V109L210 107V106H212V104L214 103V100H215V98H214V94L212 93V89L211 88H209L210 87V85H208L207 86V84L206 85H204V81H205V79H206V77L208 78V81H210V76L212 75V74H210V73H212V72H210L209 73V70H211V67L209 68V70L207 71V67L205 66V61H206V59H207V54H208V46H209V37H210V31H211V28H210V26L208 25V22H207V17H208V14H210V5H211ZM52 3V2H51ZM112 3V2H111ZM111 3L109 4L108 3V5H111ZM31 4H33V3H31ZM46 4H47V2H46ZM66 4V5H65ZM74 4V3H73ZM82 4V3H81ZM8 5V6H7ZM17 5V4H16ZM58 5H59V7H61V8H59V10L58 9H56V7H58ZM61 5V6H60ZM75 5V4H74ZM74 5H72V6H74ZM77 5V4H76ZM79 6H80V4H78ZM77 5V6H78ZM41 6H40V8H41ZM46 6H48V5H46ZM72 6H71V8H72ZM84 7H85V5H83ZM101 6V10H102V5H100ZM104 6V5H103ZM106 6H107V4H106ZM106 6L105 7H103V9L104 8H106ZM153 6V5H152ZM10 8V9H7V8ZM49 7V6H48ZM52 7H50V9L52 8ZM69 7V6H68ZM81 7V9H82V6H80ZM108 7V6H107ZM109 7H112V5L111 6H109ZM154 7V6H153ZM14 8H16V7H14ZM28 8H30V7H28ZM32 8V7H31ZM78 8V7H77ZM154 8H156V7H154ZM17 9V8H16ZM16 9H14V10H16ZM20 10H22V12L24 11V9H21V8H19ZM33 9V8H32ZM32 9H30V10H32ZM38 9H39V7H38ZM42 9V8H41ZM40 9V10H41ZM46 8L44 7V10H45ZM48 9V8H47ZM62 9H66L65 7L64 8H62ZM68 9H70V8H68ZM80 8H78V10H79ZM108 10L110 9V8H107ZM113 9V8H112ZM116 9V8H115ZM115 9H114V11H115ZM0 10V11H1ZM20 10L17 12V10H16V15L15 14H13V16L11 15V14H9L8 15V19H7V21H9V24H10V21H11V24L10 25H8V26H5V28H4V30L5 29H8V31L10 32L11 30L10 29H14L15 27L16 28H21L20 30H26V33H28L27 35H28V37L27 36H24V37H26L27 39H25V40H27L29 43H31L30 42V40H32V42H36L35 44L37 45V47L38 48H42V47H44V44H45V46H47L48 44L46 43L47 42V39H49V37L47 38V36H50V33H54L53 31H52V29H50V27H49V30L47 29V28H45V32H46V34H44V36H42L41 37V32H37L38 31V29H36L35 28V26H34V20H33V22H31L32 21V19H31V17L30 16H28V15H26V13L25 12H21L20 13ZM58 10V11H57ZM73 10H74V7H73ZM106 9H104L103 10V12L102 13H104V11H105ZM3 11V12H4ZM38 11V10H37ZM36 10H34V11H32L33 13H35V12H37ZM52 12H51V14H52V16H53V13H54V10H51ZM63 11V10H62ZM67 10H65V12H66ZM77 11V10H76ZM85 11V10H84ZM87 11V10H86ZM113 11V10H112ZM2 12V11H1ZM4 12V13H5ZM11 12H13V11H11ZM11 12H9V13H11ZM31 12V13H32ZM40 12V11H39ZM43 12H45V11H43ZM50 12V11H49ZM74 12V11H73ZM81 12V11H80ZM79 12V13H80ZM83 12V11H82ZM88 12V11H87ZM111 11H109V13H110ZM161 12V11H160ZM181 12H182V10L180 11H178L177 10V8H174L173 10H172V14H173V17H171L169 20H168V23L169 24H171V25H173V30L171 31V32H173V34H174V36H175V38L177 37V39L175 40L176 42L174 43V42H170V45H169V48H170V50L172 51V53H170V54H168L167 53V55H165V56H168V58H171V62L174 64V66H175V64H176V56H178V52H179V48H180V35H181V33H180V29L182 28V24H178V22H180V19H181V16H182V14H181ZM7 13V12H6ZM6 13H5V16H6ZM42 13V12H41ZM68 13H69V10H68ZM71 13V12H70ZM99 13H100V11H99ZM105 13H108V11L106 10L105 11ZM108 13V14H109ZM112 13H114V12H112ZM1 14V13H0ZM37 14V13H36ZM43 14V13H42ZM47 14V13H46ZM63 13H61V14H58V17H59V15H62ZM87 15L89 14V12L88 13H86ZM93 14V13H92ZM179 14H181L180 16H179ZM11 15V16H10ZM31 15V14H30ZM34 15V14H33ZM45 15V14H44ZM48 15V14H47ZM47 15H45L46 17H47ZM56 15H57V13H56ZM65 15H66V13H65ZM72 15H75L74 13L72 14ZM79 15H81V14H79ZM87 15H85L86 17H87ZM103 15V14H102ZM112 15V14H111ZM39 16H42V15H39ZM45 16H44V18H45ZM55 16V15H54ZM63 16H64V14H63ZM68 16V15H67ZM76 16V15H75ZM78 16V15H77ZM92 16V15H91ZM107 16H109V15H107ZM113 16V15H112ZM3 17V16H2ZM35 17V16H34ZM43 17V16H42ZM41 17V18H42ZM49 17V16H48ZM70 17H71V15H70ZM104 17V15L102 16V18ZM156 17V16H155ZM6 18V17H5ZM73 18V17H72ZM94 18H96V17H94ZM94 18L93 19H91L92 21H94ZM100 18V17H99ZM98 18V19H99ZM34 19V18H33ZM40 19V18H39ZM38 18H37V20H39ZM48 19V18H47ZM53 19V18H52ZM66 19V18H65ZM86 19V18H85ZM179 21H178V20ZM0 20H2L1 19V17H0ZM36 20V19H35ZM57 20V19H56ZM60 20H61V18H60ZM105 20V19H104ZM6 19L4 20V23L6 24ZM49 21V20H48ZM97 21V20H96ZM99 21V20H98ZM97 21V22H98ZM103 21V20H102ZM177 21V22H176ZM37 22V21H36ZM87 22V21H86ZM153 22V21H152ZM39 23H41V22H37V24L39 25ZM56 22H54L53 24H55ZM65 23V22H64ZM63 23V24H64ZM83 23H84V20H83ZM37 24H35V25H37ZM51 28H53L54 29V27H55V25H53L52 24V21H51ZM60 24H62V23H60ZM69 24V23H68ZM80 24V26L81 27H79L80 29H81V31H79V32H82L83 30V27L84 26H86V23H84V24H81V23H79ZM79 24H76V26H77V29L79 30V28H78V26H79ZM91 24V23H90ZM113 24L115 25V23L113 22ZM154 24H155V22H154ZM2 24L0 23V26H1ZM4 25V24H3ZM2 25V26H3ZM41 25V24H40ZM67 25V24H66ZM87 25H89V24H87ZM113 25V26H114ZM45 26V25H44ZM70 26H72V24H70ZM75 26V24H73V27ZM75 26V27H76ZM113 26H111L110 25V27H113ZM116 26H118V27H116ZM115 26V28H119L120 30L122 29V27H123V25H119V24H117ZM41 27V26H40ZM39 27V28H40ZM61 27V26H60ZM60 27H58L59 29H60ZM63 27V26H62ZM67 27H69V26H67ZM67 27H63L65 30H67L68 28ZM56 29H57V25H56V27H55ZM67 28V29H66ZM85 28V27H84ZM152 28V27H151ZM47 29V30H46ZM58 29V30H59ZM71 30H72V28H70ZM118 29V30H119ZM3 30V29H2ZM1 30V31H2ZM3 30V31H4ZM40 30V29H39ZM55 30V29H54ZM57 30V31H58ZM62 30V29H61ZM65 30H63V34L65 33ZM74 30H76V28L74 29ZM78 30H76V32L78 31ZM89 30V29H88ZM18 30H16V32H17ZM68 31V30H67ZM66 31V32H67ZM92 31V30H91ZM116 31V30H115ZM7 32V31H6ZM6 32H4L5 33V35H6ZM14 32H15V30H14ZM47 32H48V34H47ZM85 32V31H84ZM83 32V33H84ZM87 32H89V31H87ZM102 32V31H101ZM11 33V32H10ZM10 33H7V34H9L10 35ZM13 33V32H12ZM11 33V34H12ZM25 33V32H24ZM56 33V32H55ZM60 33H61V31H60ZM68 33V32H67ZM69 33H70V30H69ZM68 33V34H69ZM72 33V32H71ZM74 33V32H73ZM72 33V34H73ZM82 33V34H83ZM92 33V32H91ZM121 33H122V31H121ZM120 33V34H121ZM18 34L20 35L21 33H20V31L18 32ZM51 34V35H52ZM56 34H58V33H56ZM56 34H54V36H56ZM62 34V33H61ZM66 34V33H65ZM65 34H64V36H65ZM68 34H66V36H68ZM72 34H71V37H72ZM86 34H88V33H86ZM94 34V33H93ZM92 34V35H93ZM99 34V33H98ZM106 35L105 36H107V32L105 33ZM0 35H2V34H0ZM9 35H7L6 37H8ZM13 35V34H12ZM14 35H15V33H14ZM17 35V34H16ZM15 35V36H16ZM21 35H23V33L21 34ZM20 35V36H21ZM79 35V34H78ZM78 35H77V37H78ZM100 35H101V33H100ZM99 35V36H100ZM102 35H103V33H102ZM123 35H125V34H123ZM11 36V35H10ZM58 36H59V41L61 40V35H59L58 34ZM58 36H57V39H58ZM64 36H62V37H64ZM79 36H81V34L79 35ZM90 36V35H89ZM94 36V35H93ZM92 36V37H93ZM96 36V35H95ZM94 36V37H95ZM98 36V37H99ZM128 36V35H127ZM134 35H132V37H133ZM23 36H22V38H24ZM43 37H44V39H45V41L44 40H42L43 39ZM53 37V36H52ZM70 37V36H69ZM71 37H70V39H71ZM84 37V36H83ZM91 37V36H90ZM130 37V36H129ZM2 38H4V36L2 37ZM1 38V39H2ZM13 38V37H12ZM41 38V42L43 43V41H44V43H43V46H42V44H41V42H39V39ZM74 38V37H73ZM102 38H104V36L102 37ZM124 38H126V37H124ZM134 38H135V36H134ZM133 38V39H134ZM7 39H11V38H7ZM14 39V38H13ZM18 40H19V38H17ZM53 39V38H52ZM54 39H56V38H54ZM64 39V38H63ZM62 39V40H63ZM67 39V38H66ZM79 39H80V37H79ZM86 39V38H85ZM88 39L90 40V38L88 37ZM98 39H100V38H98ZM106 39V38H105ZM129 38H127V40H128ZM130 40L131 41V43L132 42H134V40ZM3 40H5V39H3ZM65 40V39H64ZM68 40H69V38H68ZM73 40V39H72ZM82 40V39H81ZM84 40V39H83ZM92 40H93V42H94V39L92 38ZM125 40V39H124ZM126 40V41H127ZM11 40H9V42H10ZM27 41H26V43H27ZM71 41V40H70ZM86 41V40H85ZM97 41V40H96ZM101 41H102V39H101ZM4 42H6V40L4 41ZM8 42V41H7ZM12 42H14L13 40H12ZM12 42H10V43H12ZM38 42L41 44V46H40V44L38 45ZM92 42V43H93ZM125 42V41H124ZM129 42V41H128ZM1 43V42H0ZM24 44H25V42H23ZM49 44H50V41L48 42ZM52 43V42H51ZM89 43H91V40L89 41ZM99 43V42H98ZM125 43H127V42H125ZM13 45H14V43H12ZM20 44V43H19ZM28 44V43H27ZM27 44H25L26 45V47H25V49L27 50L29 47L27 46ZM94 44V43H93ZM97 44V43H96ZM133 44V43H132ZM132 44L130 45L131 47H132ZM1 45V44H0ZM5 45V44H4ZM4 45H2V46H4ZM9 45V44H8ZM21 45V44H20ZM34 45V44H33ZM127 45H128V43H127ZM32 46V45H31ZM95 46V45H94ZM5 47V46H4ZM22 47H24V45L22 46ZM35 47V46H34ZM133 47H135V43H134V45H133ZM0 48H3V47H0ZM11 49H12V47H11ZM16 49V48H15ZM24 49V48H23ZM29 49H32V48H29ZM86 49H87V47H86ZM136 49V48H135ZM1 50V49H0ZM9 50H10V48H9ZM14 50V49H13ZM34 50H36V48L34 49ZM42 49H40V51H41ZM78 50H79V48H78ZM93 50V49H92ZM106 50V49H105ZM126 50V49H125ZM16 51H18V50H16ZM40 51H39V54H40ZM43 51V50H42ZM74 51H76V50H74ZM87 51V50H86ZM94 51V50H93ZM93 51L91 52L92 54H93ZM98 51V50H97ZM103 51V50H102ZM128 51L129 52H127L128 54H127V59H126V61L124 60V61H122L121 63L120 62H118L119 64L118 65H116L118 68H119V71H123V72H125V71H134V72H136L137 74H139V77H137L138 79H139V83H138V86H139V88L136 90V91H138V93H137V97L142 93V92H144V94H145V92L147 93V95L149 96V95H153V97L155 98V104L153 105V107H151V113H155V112H157L158 110H159V114L161 115V117H162V115L164 116V120H166V116L168 115L169 117H173V111H172V101H173V96H171L170 98L168 97V93H167V87H159V86H157V85H155V83H152V81L150 80V78H149V76H147V75H145V73H142V69H143V65L145 64V62H146V59H142L143 57H145L146 58V56H143L142 54H140L141 56L140 57H142V58H140V57H138V56H136L134 53H133V49H128ZM6 52V51H5ZM21 52V51H20ZM25 52H27V51H25ZM33 52V51H32ZM52 52H56V50L55 51H53L52 50ZM52 52H50V53H52ZM66 52V51H65ZM68 52V51H67ZM70 52V51H69ZM84 52V51H83ZM96 52V51H95ZM135 52V51H134ZM138 52V51H137ZM136 52V54H138ZM11 53V52H10ZM16 53V52H15ZM19 53V52H18ZM45 53V52H44ZM43 53V54H44ZM48 53V52H47ZM50 53H49V56H50ZM63 53V52H62ZM61 53V54H62ZM76 53V52H75ZM89 53V52H88ZM105 53H106V51H105ZM2 54V53H1ZM6 54V53H5ZM9 54V53H8ZM23 54V53H22ZM27 54H28V52H27ZM38 54V55H39ZM42 54V55H43ZM53 54V53H52ZM55 54H57V53H55ZM74 54V53H73ZM97 54V53H96ZM10 55V54H9ZM19 55H21L20 53H19ZM26 55V54H25ZM34 55H35V52H34ZM34 55H33V57H34ZM46 55V54H45ZM54 55V54H53ZM66 55V54H65ZM67 55H70V53L68 54L67 53ZM72 55V54H71ZM70 55V56H71ZM79 55H80V52H79ZM78 55V56H79ZM89 55V54H88ZM103 55H106L107 56V54H103ZM1 56V55H0ZM5 56V55H4ZM17 56V55H16ZM28 56V55H27ZM32 56V55H31ZM47 56V55H46ZM45 56V57H46ZM52 56V55H51ZM57 56H58V54H57ZM73 56H75V55H73ZM72 56V58H74V59H72L73 60V62L76 64H74L75 65V74H74V76L76 75V76H78L79 75V73L81 72V71H79L80 70V67L79 66H85V64L83 65V61H81L82 63H79L80 61L79 60H81V58L80 59H78V63H79V66L77 65V63L75 62V58L77 57V56H75V57H73ZM83 56V55H82ZM85 56V55H84ZM92 56V55H91ZM99 57V59L98 60H102V59H105L104 57L105 56H103L102 57V53H98L97 55H95V58H97V57ZM15 57V56H14ZM29 57V56H28ZM38 57V56H37ZM36 57V58H37ZM41 57V56H40ZM44 57V56H43ZM59 57V56H58ZM62 57V56H61ZM60 57V58H61ZM81 57V56H80ZM93 57H94V54H93ZM102 57V58H101ZM6 58V57H5ZM20 58L21 57H19V60H20ZM39 58V57H38ZM37 58V59H38ZM47 58V57H46ZM56 59H57V57H55ZM63 58H64V56H63ZM63 58H61V59H63ZM69 58V57H68ZM89 58V57H88ZM107 58V57H106ZM7 59V58H6ZM9 59V58H8ZM8 59H7V61H8ZM18 59V58H17ZM22 59V58H21ZM32 59V58H31ZM37 59H35V60H37ZM42 59L43 58H41V60H40V58H39V60L41 61V62H44V61H42ZM49 59V58H48ZM52 59H53V57H52ZM52 59H50V60H52ZM56 59H54V61H56ZM67 59V58H66ZM65 59V60H66ZM70 59V58H69ZM87 59V58H86ZM92 59V58H91ZM166 59H167V57H166ZM23 60V59H22ZM33 60V59H32ZM59 60V59H58ZM72 60L69 62H67V65H69L70 67L73 65L72 64ZM83 60V59H82ZM94 62L95 61H97L96 59H92ZM91 60V61H92ZM1 61H3V60H1ZM15 61V60H14ZM17 61V60H16ZM60 61V60H59ZM77 61V60H76ZM178 61V60H177ZM4 62V61H3ZM20 61H18L17 63H13L14 65H16V64H18ZM24 62V60L21 62V63H23ZM26 62V61H25ZM36 62H39V61H36ZM36 62L34 63V65L36 64ZM50 63H52V61H49ZM57 62V61H56ZM93 62V63H94ZM263 62V61H262ZM54 63V62H53ZM6 64V63H5ZM8 64V63H7ZM20 64V63H19ZM29 64H30V62H29ZM28 64V65H29ZM39 64V63H38ZM45 64H47V62H44V65ZM62 63H61V61H60V63H58V65L60 66ZM80 64H82V65H80ZM95 64V63H94ZM97 64V63H96ZM95 64V65H96ZM11 65V64H10ZM14 65L13 66H11V68L10 69H13V72H12V77L14 78V82L16 83V82H18V83H20V80L22 81V79H21V76L20 75H22L23 74V71H22V74H21V72H20V70L19 69H21V66L22 65H20V67L18 66V67H16V68H14ZM27 65V66H28ZM34 65L32 66V67H34ZM56 65V64H55ZM66 65V64H65ZM66 65V66H67ZM91 65V64H90ZM2 66V65H1ZM7 66V65H6ZM6 66H5V68H6ZM26 66V65H25ZM25 66H24V68H25ZM26 66V67H27ZM58 66V67H59ZM63 66V65H62ZM36 67V66H35ZM37 67H38V65H37ZM36 67V68H37ZM39 67H43L42 66V64L39 66ZM38 67V68H39ZM49 68V70H50V67H53V66H51V64H50V66H48ZM56 67V66H55ZM57 67V68H58ZM65 67V66H64ZM68 67V66H67ZM92 67V66H91ZM4 68V70L6 71L7 69H5ZM9 68V67H8ZM44 68H45V66H44ZM93 68H94V66H93ZM96 68V67H95ZM116 68V67H115ZM171 68V67H170ZM175 68V67H174ZM2 69V68H1ZM23 69V68H22ZM21 69V70H22ZM28 69V68H27ZM26 69V70H27ZM35 69V68H34ZM42 69V68H41ZM67 69V68H66ZM71 70H72V68H70ZM172 69H173V67H172ZM31 70H33V68L32 69H30V71ZM37 69H35V71H36ZM45 71H46V69H44ZM53 70V69H52ZM55 70V69H54ZM62 70V69H61ZM81 70H82V68H81ZM83 70H85L84 68H83ZM90 70V69H89ZM96 70H97V68H96ZM116 70V69H115ZM5 71H3V72H5ZM34 71V72H35ZM39 71V70H38ZM45 71H43V72H45ZM48 71V70H47ZM51 71V70H50ZM50 71H48V73L50 72ZM64 71V70H63ZM66 71V70H65ZM207 71V72H206ZM1 72V71H0ZM8 72V71H7ZM41 72V71H40ZM43 72H42V74H43ZM53 72V71H52ZM60 72V71H59ZM59 72H57V73H59ZM67 72H70L69 70L67 71ZM67 72H64V73H67ZM2 73V72H1ZM11 73V72H10ZM27 73H28V70H27ZM48 73H45V74H48ZM55 74H56V72H54ZM61 73V72H60ZM64 73H61V74H64ZM4 74V73H3ZM7 74V73H6ZM30 74H31V72H29L27 75L28 76H30ZM35 74H37L36 72H35ZM39 74V73H38ZM37 74V75H38ZM51 74V73H50ZM69 75H70V73H68ZM68 74H66V75H68ZM73 73H71V75H72ZM85 74H87V73H85L84 72V75ZM8 76L9 75H11V74H7ZM24 75H26V73H24ZM23 75V78L24 77H26V76H24ZM34 75V74H33ZM40 76H41V74H39ZM58 75V74H57ZM70 75V76H71ZM4 76H6V75H4ZM40 76H38V77H40ZM48 76V75H47ZM52 76V75H51ZM1 77H2V75H1ZM31 77V76H30ZM42 77V76H41ZM55 77V76H54ZM57 77H60V75L59 76H57ZM69 77V76H68ZM73 77V76H72ZM80 77H82V73H81V75H80ZM79 77V78H80ZM84 77V76H83ZM126 77V76H125ZM10 78H11V76H10ZM10 78L8 79L9 81H11L12 80V78H11V80H10ZM29 78V77H28ZM28 78H26L24 81L25 82H22V85L21 86H23V83H25V84H28V82H26V80L28 79ZM34 78V77H33ZM47 78V77H46ZM51 78V77H50ZM56 78V77H55ZM62 78V77H61ZM67 78V77H66ZM86 78V77H85ZM84 78V79H85ZM95 78L96 77H94V80H95ZM7 79V78H6ZM30 79V78H29ZM32 79V78H31ZM35 79H37V78H35ZM40 79V78H39ZM44 78H42L41 80H43ZM54 81H55V79L54 78H52ZM51 79V80H52ZM58 79H60V78H57L56 80H58ZM72 79V78H71ZM70 79V81H72V82H74L75 83V77L73 78L74 79V81H73V79L71 80ZM77 79V78H76ZM108 79V78H107ZM128 80H130V78H127ZM135 79V78H134ZM17 80V81H16ZM79 81L81 80V79H78ZM86 80V79H85ZM119 80H122V78L121 79H118V81ZM125 80V79H124ZM0 81H1V79H0ZM4 80L2 79V81L1 82H3ZM13 81V80H12ZM12 81H11V83L10 82H6V83H8V84H13L12 83ZM29 81V80H28ZM34 81V80H33ZM45 82H46V79L44 80ZM48 81H50V80H48ZM65 81V79L63 80V82ZM67 81H68V79H67ZM77 81V80H76ZM81 81H83V80H81ZM93 81V80H92ZM105 81H106V79H105ZM127 81V80H126ZM136 81V80H135ZM165 81H166V78H165ZM1 82H0V86H1ZM31 82H32V80H31ZM51 82V81H50ZM50 82H48L47 84H48V86H49V84L51 85V83L53 84L54 82L52 81L51 83ZM61 82H62V80H61ZM89 82V81H88ZM87 82V83H88ZM94 82V81H93ZM137 82V81H136ZM6 83H3L4 85H6L7 86V84ZM33 83V82H32ZM43 83V82H42ZM60 83V82H59ZM59 83H56V85L58 86V84ZM78 83V82H77ZM80 83H82V82H80ZM95 83H97V82H95ZM118 83H120V81L118 82ZM21 84V83H20ZM41 84V83H40ZM64 84L66 85V83L64 82ZM70 84H72V83H69V85ZM76 84V83H75ZM74 84V85H75ZM90 84H91V82H90ZM102 84H104V83H102ZM124 84H127L126 82L124 83ZM209 84V83H208ZM35 85V84H34ZM45 85H46V83H45ZM45 85H44V87H45ZM86 85V84H85ZM94 85V84H93ZM92 85V87H90L91 88V90L92 89H94V91H96L99 87H100V85L101 84H99V83H97V85L95 86H93ZM117 85V84H116ZM122 85H123V83H122ZM10 86V85H9ZM12 86V85H11ZM17 86H18V84H17ZM16 85H14V87H17ZM29 86V85H28ZM31 86H32V84H31ZM40 86V85H39ZM53 86V85H52ZM68 86V85H67ZM73 86V85H72ZM91 86V85H90ZM4 87V86H3ZM24 87H26V85L24 86ZM62 87H64V86H62ZM74 87V89H73V91H75V92H82V90H85V89H83L82 88V84H76L75 86H73ZM114 87V86H113ZM11 88V87H10ZM18 88H19V86H18ZM18 88H17V90H18ZM33 88V87H32ZM37 88V87H36ZM49 88V87H48ZM47 88V89H48ZM59 88V87H58ZM67 88H69V87H67ZM66 88V89H67ZM85 88V87H84ZM102 91H103V95H104V89L106 90V88L107 87H105V85H104V87L102 86ZM28 89H31V88H27V90ZM51 89V88H50ZM56 89V88H55ZM60 89V88H59ZM63 89V88H62ZM65 89V88H64ZM71 89H72V87H71ZM82 89V90H81ZM15 90H16V88H15ZM17 90L16 91H12V90H10V91H12L11 93L12 94H10V93H8L7 92V95L9 94V96L10 97H12L13 96V92H17ZM32 90V89H31ZM43 90H45V88L43 89ZM52 90V89H51ZM54 90V89H53ZM57 90V89H56ZM80 90V91H79ZM98 90H100V89H98ZM140 90V91H139ZM8 91H9V88H8ZM50 91V90H49ZM65 92H67V90H64ZM64 91H61L62 93L61 94H63L64 93ZM69 91H71L70 89H69ZM68 91V92H69ZM85 91H88V88L85 90ZM89 91H90V89H89ZM88 91V93H89V96H90V94L92 93V91L91 92H89ZM21 92H22V89H21ZM21 92L19 93V95L21 94ZM26 92V91H25ZM44 93H41V94H39L38 96H37V94H35V96H33V95H29V94H24L23 93V95H20V96H22V97H20V96H17L18 98H21V102L19 103V99L18 98H14V97H16V96H13V98H14V101H10L9 103H8V101L10 100H8V101H6V100H4V103L3 102H1V103H3L2 104V106L4 105V107L5 108H3V111L4 110H8V112L9 111H12L13 113H18V115L20 114L21 115V113H20V111L21 110H23L22 112V115L23 114H26L27 113V115H29L28 113H31V114H36L37 112L36 111H40V110H50V106H49V102L52 100V96H51V94L52 93H50V92H46L45 93V91H43ZM55 93H53L54 95L56 94L57 95V91H54ZM60 92V91H59ZM67 92V93H68ZM81 92H80V94H81ZM101 91H99V92H96V93H100ZM112 92V91H111ZM141 92V93H140ZM149 92V93H148ZM3 93V92H2ZM31 93V92H30ZM33 93V92H32ZM66 93V94H67ZM70 93V92H69ZM72 93V92H71ZM95 93V94H96ZM113 93V92H112ZM136 93V92H135ZM52 94V95H53ZM60 94V95H61ZM74 93H72V95H73ZM80 94H79V96H80ZM139 94V95H138ZM4 96H5V94H3ZM15 95H16V93H15ZM69 95V94H68ZM82 95V94H81ZM84 96L86 95V96H88V94L87 93H85V94H83ZM93 95H94V93H93ZM100 95H102L101 93H100ZM136 94H134V96H135ZM159 95H160V97H159ZM64 96H65V94H64ZM74 96H76L75 94H74ZM96 96L97 95H95V100H96ZM98 96H99V94H98ZM142 96H143V93H142ZM145 96V95H144ZM9 97V98H10ZM60 97H62V95L61 96H59V99H60ZM67 97V96H66ZM70 97V96H69ZM100 97V96H99ZM103 97H105V98H103ZM106 97H107V95L105 96H102V98L103 99H106ZM140 97V96H139ZM58 98V97H57ZM68 98V97H67ZM67 98H65V99H67ZM80 98V97H79ZM84 98H86V97H84ZM89 98H91V97H89ZM101 98V97H100ZM7 99V98H6ZM12 99V98H11ZM16 99V100H15ZM54 99V98H53ZM62 99H64V98H62ZM69 99V98H68ZM74 99H75V97H74ZM78 99V98H77ZM13 100V99H12ZM17 100H19L18 102H17ZM73 101V99H71L70 98V101ZM81 100L82 101H80L81 103H83V101L85 100H83L82 98H81ZM87 101H85V102H88L89 103V101H88V98L86 99ZM97 100H102V99H97ZM96 100V101H97ZM157 100V101H156ZM6 101V102H5ZM55 102H56V100H54ZM59 101H61V100H59ZM59 101H58V105H59ZM69 101V100H68ZM69 101V102H70ZM75 101V100H74ZM92 101H93V99H92ZM105 101H107V100H105ZM15 102H17V103H19L18 105L17 104H15ZM52 102V101H51ZM64 102V100L63 101H61L60 103H63ZM77 102V101H76ZM1 103H0V105H1ZM64 103H66V102H64ZM72 103V102H71ZM70 103V104H71ZM87 103V104H88ZM102 103H105V102H103L102 101ZM52 104L55 106V108H54V106L53 107H51V110H52V108H54V109H56L57 108V103L55 104V103H53L52 102ZM84 104H86V103H84ZM87 104H86V106H87ZM90 104V103H89ZM101 103H99L98 105H100ZM8 105V106H7ZM51 105V104H50ZM61 105V104H60ZM59 105V106H60ZM91 105V104H90ZM94 105H96L95 103H94ZM226 106H225V115L228 117L229 116V111H228V106H227V101H226V104H225ZM67 106H68V102H67ZM89 106V105H88ZM64 107V106H63ZM69 107H71L72 108V106L70 105V106H68V108L66 107V110H69ZM0 108H2L1 106H0ZM60 108H62V107H60ZM85 108V107H84ZM53 109V110H54ZM58 109H59V107H58ZM64 109H65V107H64ZM63 109V110H64ZM101 109H102V106H101ZM61 110V109H60ZM72 110V109H71ZM71 110H69V112L71 111ZM32 111H34L33 113H32ZM59 111V110H58ZM75 111V110H74ZM73 111V112H74ZM82 111V110H81ZM36 112V113H35ZM45 112H47V111H45ZM51 112H54V111H51ZM51 112H49L48 111V113L50 114ZM64 112L65 111H63V114H62V110H61V114L63 115V117H65V115L66 114H70L71 113V115L72 114H75V113H72V112H70V113H67V112H65V115H64ZM2 113V112H1ZM0 113V114H1ZM4 113V112H3ZM42 113V114H41ZM39 112V114L41 115L40 117H43L44 116V114H43V111L42 112ZM77 113V112H76ZM81 113V112H80ZM86 112H84V114H85ZM7 114V115H6ZM6 114L4 113V115L6 116V117H8V115H10L11 113H7V111H6ZM47 114V113H46ZM51 114H53V113H51ZM60 114V113H59ZM79 114V113H78ZM82 114V113H81ZM88 114V113H87ZM1 115H3V114H1ZM0 115V116H1ZM11 115H13V114H11ZM26 115V116H27ZM48 115V114H47ZM47 115H46V117H47ZM57 115V113H55V116ZM90 115V114H89ZM88 115V116H89ZM152 115V114H151ZM149 116V122H150V120L152 119V116ZM5 116H2V117H0V120H3V118H5V120L4 121H2V123H3V126L1 127V124H0V128H2V129H5V128H3V127H5L6 126V117ZM14 116V115H13ZM13 116H12V119H13ZM16 116V115H15ZM31 116V115H30ZM34 116V115H33ZM51 116V115H50ZM53 116V115H52ZM51 116V117H52ZM60 116V118H61V115H59ZM67 116V118H68V115H66ZM91 116V115H90ZM114 116V115H113ZM10 117V116H9ZM9 117L7 118V119H9ZM21 117V119H22V117L23 116H20ZM35 117H36V115H35ZM39 117V118H40ZM46 117H44L43 119H46ZM50 117V118H51ZM58 117V116H57ZM71 118H72V116H70ZM68 118V120L67 119H64V120H67L66 122H67V124H70L69 122V119L71 120V118ZM78 118H79V115L77 116ZM77 117L75 118L74 117V119H77ZM84 118L83 119H85V121H86V118H88L86 115L85 116H83ZM115 117H116V115H115ZM14 118H16V117H14ZM18 119H19V117H17ZM27 118V117H26ZM30 118V117H29ZM29 118H27V119H29ZM34 118V117H33ZM48 118H49V116H48ZM47 118V119H48ZM53 118H54V116H53ZM110 118V117H109ZM117 118V117H116ZM116 118H114L113 120H116ZM36 119H38V113H37V117H36ZM52 119V118H51ZM59 119V118H58ZM57 119V120H58ZM73 119V118H72ZM96 119V118H95ZM95 119H92L91 117H89L87 120L88 121H92L93 122V120H94V123H95ZM112 119V118H111ZM10 120H11V117H10ZM23 120H26L25 118L23 119ZM39 121H41V118L40 119H38ZM49 120L50 119H48V122H49ZM53 120V119H52ZM51 120V121H52ZM57 120H56V123L54 122V120H53V125L51 126V127H53V128H55L54 127V125L55 124H57ZM61 120H63V119H60L59 121L61 122ZM140 120V119H139ZM145 118L142 116V119H141V122L142 123H140L139 121V124H145ZM15 121V120H14ZM76 121V120H75ZM73 122L72 120H71V122H73L72 124L74 125V123H75V125L77 126V123L80 121V118H79V121H78V119H77V121L78 122ZM81 121H82V117H81ZM80 121V123H78V128L77 127H75V126H71V125H69V126H71L70 127V130H71V132H74L72 129L75 127L76 129H79V126H81V124L83 123V125H84V123H85V121L83 122H81ZM86 122L85 124H87L88 125V128H89V126H90V123H92V122ZM109 121V120H108ZM17 122H19V120L18 121H16L15 122V124H17ZM47 121L45 122V125H46V123H48ZM137 122V121H136ZM137 122V123H138ZM9 123H10V121H9ZM41 123V122H40ZM42 123H44V120L42 121ZM55 123V124H54ZM108 124L110 123V122H107ZM114 123H115V121H114ZM114 123H113V126H114ZM133 123H134V121H133ZM137 123H135L136 124V126H137ZM5 124V125H4ZM7 124H8V122H7ZM11 124H13V122H11ZM24 124H26V121L24 122ZM61 124V123H60ZM60 124L59 125H55V126H60ZM62 124L64 125V124H66L65 123V121H64V123H63V121H62ZM112 124V123H111ZM165 124V123H164ZM19 125V124H18ZM48 125V124H47ZM63 125H61L60 126V128H62L60 131H62V133H63V131H64V127H63ZM107 125V124H106ZM9 126V125H8ZM7 126V127H8ZM13 125H11V127H12ZM27 126V125H26ZM37 126V127H36ZM35 127L36 128H38L40 125H36ZM43 126H44V124H43ZM49 126V125H48ZM65 126V125H64ZM93 126V125H92ZM110 125H108V127H109ZM113 126H111V127H113ZM141 127H143L142 125H140ZM139 126V127H140ZM164 126V125H163ZM13 127H15V126H13ZM22 127L24 128V129H26L27 128V130H28V127H31V125H28L26 128L22 125ZM32 127H33V125H32ZM47 127V126H46ZM65 127H67V126H65ZM84 127H85V125H84ZM83 127V128H84ZM91 127V126H90ZM108 127H107V129H108ZM170 127V126H169ZM17 128H18V126H17ZM16 127H15V129H17ZM19 128H20V126H19ZM22 128V130H24ZM42 128V127H41ZM41 128L39 129L38 128V131L40 132V130H41ZM75 128H74V130H75ZM86 128V127H85ZM135 128H137V127H135ZM145 128V127H144ZM1 129V130H2ZM9 129H10V127H9ZM30 129L31 128H29V131H30ZM67 129H69V128H67ZM81 129H82V127H81ZM87 129V128H86ZM111 129V128H110ZM141 129H143V128H141ZM32 130V129H31ZM33 130H34V128H33ZM66 130V129H65ZM80 130V129H79ZM88 130V129H87ZM137 130V129H136ZM146 130V129H145ZM6 131V130H5ZM9 133H10V131L11 130H7ZM17 131H19L18 129L15 131V130H13L12 129V134H11V136L13 135V132H17ZM28 131V132H29ZM57 131V130H56ZM59 130L57 131V133L58 132H60ZM81 131V130H80ZM139 131H140V129H139ZM23 132V131H22ZM27 132V131H26ZM33 132V131H32ZM36 132V131H35ZM34 132V133H35ZM42 132V131H41ZM65 132V131H64ZM76 132V131H75ZM89 132V131H88ZM106 132V131H105ZM108 132V131H107ZM106 132V133H107ZM135 132V131H134ZM141 132H143V130H141ZM165 131H163V133L160 131V133H159V137H158V144L161 146V147H165L166 145H167V143H169V141H168V136L164 133ZM20 133H21V128H20ZM62 133H60L61 135H62ZM84 133V132H83ZM92 133H94V132H92ZM99 133V132H98ZM138 133V132H137ZM140 133V132H139ZM168 133H170L169 131H168ZM1 134V133H0ZM27 134V133H26ZM39 134L40 133H38V134H33V135H35V136H39ZM59 134V133H58ZM57 134V135H58ZM69 134H70V132L68 133V136H69ZM72 134V133H71ZM78 134H80L79 133V131H78ZM88 134H91V131H90V133H88ZM96 134V133H95ZM100 134H102L101 132H100ZM100 134H98L99 136H100ZM108 134V133H107ZM4 134H2V136H3ZM16 135V134H15ZM20 135V134H19ZM81 135V134H80ZM85 135V134H84ZM84 135H82V136H84ZM87 135V134H86ZM94 135V134H93ZM106 135V134H105ZM103 136V135H101V136H103L104 138L106 137V136ZM6 136V135H5ZM4 136V137H5ZM18 135H16V137H17ZM62 136H64V135H62ZM72 136H74V134L72 135ZM77 136V135H76ZM89 135H87V137H88ZM97 136V135H96ZM98 136V137H99ZM100 136V137H101ZM170 136V135H169ZM193 136H196L197 137V144H198V147H197V149H198V153H192V152H189V148H190V146H191V138L193 137ZM1 137V136H0ZM13 137H15L14 135H13ZM12 137V139H13V141H14V139L16 138H13ZM19 137V136H18ZM27 137L28 138H26V137H23L22 135H21V137L20 138H22L21 139V141L20 142H22V140L24 141V140H28L29 138H30V140H32L31 139V137H29V135H27ZM40 137V136H39ZM66 137H67V133H66ZM79 137V136H78ZM86 137V138H87ZM97 137V138H98ZM103 137H101V138H99V139H103ZM20 138L18 139V144L20 145V143H19V140H20ZM55 139H56V137H54ZM59 138H61V137H59ZM62 138H65V136L64 137H62ZM62 138H61V140H62ZM67 138H69V137H67ZM70 138H71V136H70ZM73 138H76V137H73ZM85 138V139H86ZM4 139V138H3ZM11 139V138H10ZM10 139H9V141H10ZM12 139H11V141H12ZM72 139V138H71ZM78 139V138H77ZM88 139V138H87ZM86 139V140H87ZM93 139V138H92ZM92 139H90V140H92ZM96 139V138H95ZM37 140H38V138H37ZM50 139L48 138V141H49ZM59 140V139H58ZM57 140V141H58ZM75 140V139H74ZM73 140V141H74ZM80 140V139H79ZM82 140V139H81ZM83 140H84V138H83ZM106 140V139H105ZM128 140V139H127ZM0 141H2L1 140V138H0ZM6 141V140H5ZM8 141V139H7V141L6 142H9ZM13 141L12 142H10L11 144L13 143ZM16 141H17V139H16ZM47 141V140H46ZM53 141V140H52ZM64 141V140H63ZM75 141H77V140H75ZM104 140H102V142H103ZM25 142V141H24ZM27 142V141H26ZM26 142H25V144H26ZM31 142V143H30ZM34 142H37V141H35V139L34 140H32V141H28V143L30 144V146L32 145V143H34ZM38 142H39V140H38ZM50 142H51V140H50ZM54 142L56 143V141L54 140ZM65 142V141H64ZM70 142H72V141H70ZM83 142V141H82ZM95 142V141H94ZM99 142V141H98ZM96 143V145H98L99 143ZM10 143H6L4 146H6V147H3V149L4 148H9V146H10V148L9 149H15V147H16V145L15 144H17V142H15V144H14V148H12L11 147V145H10ZM27 143V144H28ZM41 143H43L42 145H44V144H46V142L44 143V142H41ZM53 143V142H52ZM52 143L50 144V146L52 147ZM53 144V145H55V148H57L58 146H57V144ZM69 143V142H68ZM79 143V142H78ZM86 143V142H85ZM88 143V142H87ZM91 143V142H90ZM194 143V142H193ZM17 144V145H18ZM23 143H21V145H22ZM25 144H23V146L25 145ZM28 144V145H29ZM48 144H49V142H47V146H45L44 145V147H48ZM64 144V143H63ZM67 144V143H66ZM77 144V143H76ZM104 144V143H103ZM102 144V145H103ZM3 145V144H2ZM28 145H26L27 146V148H29V146ZM37 145V144H36ZM61 145V144H60ZM73 145V144H72ZM85 145V144H84ZM101 145V144H100ZM99 145V146H100ZM102 145L100 146V147H102ZM105 145V144H104ZM103 145V147H107V146H104ZM12 146H13V144H12ZM23 146L21 147V146H18V148L16 147V149L15 150H22V148H23ZM26 146H24L25 148H26ZM34 146V145H33ZM41 146V145H40ZM71 146V145H70ZM76 146V145H75ZM128 146V144H127V142L125 143V144H122V146L120 147V148H118V149H116L114 152H113V150H112V152L110 151V150H108L109 148L107 147V150L108 151H110V153L111 154H109L110 156V158H109V160L106 162V160H105V162H104V160H103V162L104 163H100V162H98V161H95L96 160V158H94V161H93V156H89V157H91V159H89L88 157H87V159H86V155H84V157L85 158H82V157H80L79 156V152L78 151H80L79 150V148H75L76 150H78L76 153L78 154V155H76V153L74 154V152H73V155H72V157L71 158H73L74 160V162H76V163H78L76 160H77V157H78V159H80V163H78V165H76L77 167L78 166H83V165H85L86 167H85V169L87 168V166H89V168L90 167H95V168H97V170L99 171V172H101V174H102V172H105V171H107L108 169H110V173H112V175L108 178L109 179V183H108V181H106V183H105V181L104 182H102V183H104V186H105V184H112V182L114 181L113 180V178H115V179H118V177H122L121 179H123V181H126L127 179H128V183H130V186H132L133 187V189H134V191H135V198L137 199V202H138V198L140 197V193H141V188H142V186H143V183H144V181L145 180H148L151 176H152V174L151 175H149V174H147L146 172H144V170L142 169V168H140V170H136L135 171V173H133L132 172V174H126V173H122L121 171H123V169H122V167L121 168H117L116 166H114V163H116V164H119L120 166H122L124 163V160H125V158L127 157V154H126V147ZM1 147V146H0ZM21 147V148H20ZM68 147V146H67ZM79 147V146H78ZM84 147V146H83ZM167 147V146H166ZM70 148H73V147H70ZM46 149H50V148H46ZM59 149H60V147H59ZM103 149V148H102ZM105 149V148H104ZM2 149L0 148V152L2 153V151H1ZM24 151H25V149H23ZM29 149H27L25 152L27 153V151H28ZM45 150V149H44ZM50 150H52V149H50ZM73 150V149H72ZM84 150V149H83ZM4 151V150H3ZM9 151V150H8ZM8 151H4V152H8ZM23 151V152H24ZM43 151V150H42ZM41 151V152H42ZM47 151V150H46ZM55 151H56V149L55 150H53V152L55 153ZM61 151V150H60ZM105 151H106V149H105ZM21 152V151H20ZM47 152H50V151H47ZM52 152V151H51ZM1 153H0V156H2L1 155ZM9 153V152H8ZM7 153V154H8ZM11 153H13V152H10L8 155L10 156H12L13 157V155L11 154ZM14 153H19L18 151H15ZM45 153V152H44ZM58 153V152H57ZM90 153V152H89ZM137 153V152H136ZM3 154V156L1 157V161H3L2 160V158L5 156V154L4 153H2ZM7 154H6V156H7ZM21 153H19V155H20ZM61 154V153H60ZM72 154V153H71ZM71 154H69V155H71ZM83 153H81L80 155H82ZM85 154V153H84ZM104 154H106V152L104 153ZM108 154V153H107ZM133 154V153H132ZM15 155H17V154H15ZM18 155V156H19ZM23 155H24V153H23ZM20 156V157H18V158H22V157H24V158H26V159H20V161L21 160H23L22 162L25 164V165H27V163L29 162V160H28V158L27 157H29L30 156V158H32L31 157V155H30V153H29V155H28V153H27V157H25V156ZM32 155H35L34 157H36V154H32ZM37 155H39V157H37V158H35V159H39L40 158V154H37ZM42 155V154H41ZM45 155V154H44ZM48 155H49V153H48ZM54 155V154H53ZM52 155V156H53ZM56 155V154H55ZM63 155H66V153H63ZM63 155H62V158H63ZM98 155H99V153H98ZM135 155V154H134ZM58 156V155H57ZM136 156V155H135ZM11 157V158H12ZM17 157V156H16ZM45 157V156H44ZM59 157H61V156H59ZM59 157H58V161L56 160V156H55V160L57 161V162H55V163H57L58 164V162L60 161L59 160ZM94 157H95V155H94ZM97 157V156H96ZM103 157V156H102ZM7 158H8V156H7ZM7 158L6 157H4V159L5 160H7ZM15 158V157H14ZM12 159L13 161H12V163H14L16 160L18 161L19 159ZM42 158H43V156H42ZM51 158V157H50ZM52 158H54V156L52 157ZM51 158V159H52ZM62 158H61V161L63 162L64 160H62ZM97 158H99V157H97ZM128 158V157H127ZM132 158V157H131ZM136 158H138L137 156H136ZM141 158V157H140ZM248 158V157H247ZM250 158V157H249ZM10 159V158H9ZM33 159V158H32ZM15 160V161H14ZM25 160H27V162H24ZM39 160H41V159H39ZM69 160H71L70 158H69ZM190 160H195V163H196V166L194 167V169L192 170V171H190L189 172V170H188V166H189V161ZM247 160V159H246ZM250 160V159H249ZM0 161V162H1ZM9 161H11V160H8L7 161V163L9 162ZM100 161H101V158H100ZM165 161V160H164ZM243 161V160H242ZM19 162V161H18ZM22 162H19V163H21L20 165V167H22ZM35 163V165H36V167H37V165L38 164H40L38 161V163L36 164V162L35 161H32V163ZM48 162V161H47ZM62 162H59V163H62ZM67 162V161H66ZM71 162H72V160H71ZM71 162H67L66 164H67V166L68 167H70L71 169H72V167H73V164H71ZM127 162V161H126ZM125 162V163H126ZM3 163H4V165H6L5 164V162L3 161ZM17 163V162H16ZM16 163H14L15 164V166L14 165H12V168H14V167H16ZM43 163V162H42ZM52 163V162H51ZM242 163H244V162H242ZM245 163H247V162H245ZM8 164H11V163H8ZM29 164L30 163H28V167H29ZM45 164L47 165V163L45 162ZM53 164H54V162H53ZM79 164H81V165H79ZM165 164H167V163H164V166H165ZM1 165H2V167H1ZM4 165L2 164V162H1V164H0V167H1V170H2V168L4 167ZM45 165V166H46ZM49 165H50V163H49ZM49 165H48V167H49ZM62 165V164H61ZM10 166V165H9ZM14 166V167H13ZM33 166H34V164H33ZM44 166V167H45ZM56 165H54V167H55ZM63 166H64V164H63ZM75 166V167H76ZM124 166V165H123ZM6 167V166H5ZM19 167V168H20ZM26 167V166H25ZM38 167H41V166H39L38 165ZM57 167V166H56ZM61 167V166H60ZM65 167V166H64ZM63 167V168H64ZM138 167V166H137ZM18 168V170H20ZM33 168V169H32ZM35 167H31L30 169H26V168H22V171H23V169H26V170H28V171H26L25 172V174L27 175V172H29L28 174L29 175H27V176H29V178L26 180V179H24L25 181H31L30 179H34V177L33 178H30V175H35V172H36V170H39V171H41L40 169H37V168H35ZM62 168V167H61ZM74 168V167H73ZM246 168V167H245ZM244 168V169H245ZM14 169H16V172H17V167L16 168H14ZM31 169H32V171H31ZM45 168H43V170H44ZM49 169H53V168H51V167H49ZM56 168H54V170H55ZM66 170H68L67 168H65ZM82 170H83V167L81 168ZM81 169H78L79 171L81 170ZM92 169V168H91ZM121 169V170H120ZM0 170V171H1ZM7 170V169H6ZM6 170H5V172H6ZM31 171V173H30V171ZM34 170H35V172H34ZM45 170H47V169H45ZM63 170V169H62ZM81 170V171H82ZM89 170V169H88ZM88 170H83V173H84V171L86 172V171H88ZM104 170V171H103ZM247 169H245V171L244 172H247L246 171ZM10 171V170H9ZM21 171V170H20ZM70 171V170H69ZM76 171V170H75ZM94 171H95V169H94ZM4 172V171H3ZM19 172V171H18ZM46 172H49L48 170L47 171H45L44 173H46ZM55 172V171H54ZM54 172H52V173H54ZM64 172H65V170H64ZM64 172H63V174H64ZM67 172V171H66ZM65 172V173H66ZM71 172V171H70ZM92 172H93V170H92ZM165 171H164V168H163V170H162V175H160V176H163V177H165V174H163ZM2 173V171L0 172V174ZM11 173V172H10ZM15 173V172H14ZM20 173V172H19ZM34 173V174H33ZM51 173V172H50ZM52 173H51V175H52ZM62 173V172H61ZM61 173L59 172V175H61ZM88 173H90V172H88ZM252 173V172H251ZM3 174V173H2ZM21 174H22V172H21ZM41 174H42V171H41ZM72 173H70V175H71ZM79 174V173H78ZM94 174V173H93ZM95 174H97L96 172H95ZM100 174V173H99ZM247 174V173H246ZM248 174H249V172H248ZM24 175V174H23ZM21 176V178L23 177H27L26 175L25 176ZM37 175H39V173L38 174H36V176ZM43 175V174H42ZM59 175H58V177H59ZM66 175V174H65ZM65 175H63V176H65ZM83 177L84 176H86V174L85 175H83V174H81ZM91 175V174H90ZM36 176H35V179H36ZM44 176V175H43ZM56 176H57V174H56ZM68 176V175H67ZM67 176H65V177H67ZM76 176V175H75ZM94 176V175H93ZM98 176V175H97ZM100 176H102V175H99V177ZM160 176H159V179H160ZM1 177H2V175H1ZM0 177V178H1ZM4 177V176H3ZM55 177V176H54ZM74 177V176H73ZM78 177V176H77ZM81 177V176H80ZM88 177H90V176H88ZM87 177V178H88ZM117 177V178H116ZM162 177V178H163ZM246 177V176H245ZM22 178V179H23ZM37 178H39V176L37 177ZM40 178H41V176H40ZM44 179L46 178V174H45V177H43ZM53 178V177H52ZM70 178V176L69 177H67V179H69ZM79 178V177H78ZM77 178V179H78ZM82 178V177H81ZM85 178V177H84ZM91 178V177H90ZM100 178H103V177H100ZM107 178V177H106ZM105 178V179H106ZM161 178V179H162ZM20 179V178H19ZM61 179V178H60ZM77 179H76V181H77ZM80 179V178H79ZM91 179H93V178H91ZM104 179V178H103ZM104 179V180H105ZM112 179V180H111ZM1 180V179H0ZM5 180V179H4ZM4 180H2L1 182H3V183H5L4 182ZM21 180V179H20ZM40 180V179H39ZM43 180V179H42ZM48 180V179H47ZM55 180V179H54ZM54 180H52V183H51V185L53 186V184H54ZM70 180V179H69ZM84 180V179H83ZM98 180V179H97ZM100 180V179H99ZM35 181V180H34ZM50 181H51V179H50ZM63 180H61V182H62ZM65 181H67V180H65ZM71 181V180H70ZM69 181V182H70ZM85 181V180H84ZM101 181H102V179H101ZM24 181L22 180V184H24L23 183ZM37 183L39 182L38 180L36 181ZM41 182V181H40ZM44 182H45V180H43V183H41V185L43 184V186H41L40 184V186H39V188H41V190L42 191H44V186L46 185V184H44ZM57 182V181H56ZM68 182V183H69ZM80 182V181H79ZM79 182H77V183H79ZM98 182H100V181H98ZM205 182V181H204ZM1 184V186L2 185H5V184ZM31 183H34V182H31ZM50 182L48 181V183H47V185L49 184ZM71 183H74L73 181L71 182ZM83 183V182H82ZM84 183H86V181L84 182ZM83 183V184H84ZM7 184V183H6ZM16 184V183H15ZM14 184V185H15ZM59 184V183H58ZM63 184H64V181H63ZM76 184V183H75ZM89 184V183H88ZM11 185V184H10ZM21 185V184H20ZM27 185H29V183L27 184ZM31 185H33V184H30L29 185V189L30 188H33V187H31ZM47 185H46V187H47ZM77 185V184H76ZM76 185H74L75 187H77L78 185H81V184H78L77 186ZM84 185H86V184H84ZM102 185V184H101ZM109 185H106L104 188L105 189H107V191H110L109 189ZM165 185V184H164ZM167 185H169V184H167ZM34 186V185H33ZM36 186H37V184H36ZM49 186H50V184H49ZM48 186V187H49ZM56 186H57V184H56ZM63 186V185H62ZM66 186V185H65ZM74 186L72 187V186H70L71 188H73L74 189ZM25 187H27V186H25ZM35 187V186H34ZM51 187V186H50ZM49 187V188H50ZM54 187V186H53ZM53 187H51L52 189H53ZM58 187V186H57ZM61 187V186H60ZM64 187V186H63ZM70 187H68V190L70 189ZM80 187V188H79ZM86 187V186H85ZM85 187H81V186H78L77 187V190L78 189H85ZM168 188H169V186H167ZM249 187V186H248ZM1 188V187H0ZM4 188H6V186L4 187ZM9 188V187H8ZM7 188V189H8ZM10 188H12V187H10ZM13 188H16V187H13ZM44 188V189H43ZM48 188V189H49ZM56 188V187H55ZM55 188H54V190H55ZM64 188H67V186L66 187H64ZM63 188V189H64ZM89 188V187H88ZM252 188H253V186H252ZM17 189V188H16ZM61 189H62V187H61ZM60 189V190H61ZM72 189V190H73ZM93 189V188H92ZM91 189V190H92ZM222 189V188H221ZM27 190V189H26ZM41 190H36L35 189V191H37V193L40 191L41 192ZM46 190H47V188H46ZM56 190H57V192L59 193V195H61L60 194V191H58V189L56 188ZM94 190V189H93ZM93 190H92V192H93ZM100 190H102V188L100 189ZM249 190V192L251 193V195L253 194V192H256V190H255V188H253V191H251L250 189H248ZM25 191V190H24ZM62 191H64V190H62ZM76 191V190H75ZM80 191V190H79ZM82 191V190H81ZM85 191H87L86 189H85ZM95 191H96V189H95ZM20 192L23 194V192L21 191V189H20ZM20 192L18 193V194H20ZM30 191H28V192H26L27 194L26 195H29L28 193H29ZM34 192V191H33ZM47 193H48V191H46ZM46 192L44 191V193L46 194ZM77 192V191H76ZM88 192V191H87ZM36 192H34V195H37V194H35ZM44 193H43V195H44ZM58 193H57V195H58ZM70 193V192H69ZM82 193V192H81ZM94 193H96V192H94ZM93 193V194H94ZM167 193H169V191L167 192ZM257 193V192H256ZM256 193H254V195L256 194ZM18 194H16V195H18ZM31 194H32V191H31ZM30 194V195H31ZM40 194V196L42 195L41 193H38V195ZM79 194V193H78ZM83 194V193H82ZM90 194H91V192H90ZM107 194H109L108 192H107ZM162 194V193H161ZM164 194V193H163ZM163 194H162V196H163ZM1 195H4L3 193L1 194ZM13 195H15V194H13ZM34 195H32V196H34ZM42 195V196H43ZM47 195H49V194H47ZM52 195V194H51ZM63 195V194H62ZM69 195V194H68ZM68 195H66V196H68ZM72 195H73V193H72ZM72 195H70L71 196V198H72ZM97 195H98V193H97ZM111 196H112V194H110ZM109 195V197H111ZM114 195V194H113ZM253 195V196H254ZM263 195V194H262ZM7 196V195H6ZM12 196V195H11ZM21 196H23V195H21ZM45 196V195H44ZM53 196V195H52ZM51 196V198H53ZM64 196V195H63ZM75 195H73V197H74ZM79 196H80V194H79ZM86 196H87V194H86ZM91 196V195H90ZM96 195H94V197H95ZM115 196V195H114ZM165 196V195H164ZM163 196V198H165ZM258 196H259V194H258ZM1 197V196H0ZM25 197V196H24ZM29 197V196H28ZM31 197V196H30ZM37 197V196H36ZM50 197V196H49ZM60 197V196H59ZM69 197V196H68ZM83 197V196H82ZM85 197V196H84ZM107 197H108V195H107ZM249 197H251V196H249ZM6 198V197H5ZM12 198V197H11ZM14 198H17V197H14ZM18 198H19V196H18ZM21 198V197H20ZM38 198V197H37ZM57 198V197H56ZM55 198V199H56ZM62 198V197H61ZM88 198V197H87ZM91 198V197H90ZM93 198V197H92ZM97 198V197H96ZM112 198V197H111ZM116 198V197H115ZM160 198H161V196H160ZM167 198H169V197H167ZM255 198H257V196H255ZM1 200L0 201H2V199H4L3 197H1L0 198ZM9 198L7 197V200H8ZM31 199H33V197L31 198ZM30 199V200H31ZM43 199V198H42ZM41 199V200H42ZM50 199V198H49ZM65 199V198H64ZM74 199H76V198H74ZM84 199V198H83ZM82 199V200H83ZM94 199V198H93ZM157 199H158V196H157ZM260 199V198H259ZM10 201H11V199H9ZM17 200V199H16ZM21 200H22V198H21ZM27 200V199H26ZM29 200V199H28ZM29 200V201H30ZM53 200H54V198H53ZM52 200V201H53ZM57 200H59L58 198H57ZM62 200V199H61ZM67 200V199H66ZM66 200H65V203H66ZM73 200V199H72ZM76 200H78V197H77V199ZM117 200V199H116ZM119 200V199H118ZM141 200V199H140ZM161 200H163V199H161ZM252 200H254L253 199V197H252ZM256 200H257V202H259L258 201V199H255V201H254V203L256 202ZM20 201V200H19ZM19 201H18V204H20L19 203ZM47 201H48V199H47ZM92 201V200H91ZM94 201V200H93ZM111 201H115V199H113L112 198V200ZM121 201V200H120ZM165 201V200H164ZM9 202V201H8ZM8 202H6V203H8ZM32 202V201H31ZM34 202V201H33ZM36 202V201H35ZM44 202V201H43ZM49 202V201H48ZM54 202V201H53ZM57 202V201H56ZM70 202V201H69ZM74 202V201H73ZM73 202H71V204H73ZM78 202V201H77ZM89 201L87 200V203H88ZM129 202L130 203H128V204H126L127 206H125L124 205V202H123V204H122V206L124 205L126 208H127V211L128 210H130L129 212H132V217L134 218V209H136V207L134 208V206H135V201L134 200H129ZM153 202V201H152ZM256 202V204H259V203H257ZM15 203H17V201L15 202ZM26 203V202H25ZM38 203H40L39 202V200H38ZM37 203V204H38ZM45 203V202H44ZM65 203H64V205H65ZM85 202H83V204H84ZM116 204V206H118V208L116 209V210H114V211H117V210H120L121 209V207H120V203H118L117 201L115 202ZM159 207H158V212L160 213V211L161 212H164L163 210H164V206H165V203H164V205L162 204V201L160 202L159 201ZM253 203V204H254ZM0 204H2V202L0 203ZM11 204H13V202L11 201ZM29 203H27V205H28ZM31 204V203H30ZM70 204V203H69ZM113 204H114V202H113ZM150 204V203H149ZM153 204V203H152ZM152 204H151V206H152ZM167 204H168V202H167ZM215 204V203H214ZM213 204V205H214ZM263 204V203H262ZM6 205V204H5ZM9 205V204H8ZM24 205H26V204H24ZM32 206L30 207L31 208V210H32V207H33V203L31 204ZM35 205V204H34ZM40 205L41 204H39V207H40ZM57 205V204H56ZM60 205H61V203H60ZM68 205V204H67ZM74 205V204H73ZM91 205V204H90ZM144 205V204H143ZM142 205V206H143ZM155 205V204H154ZM154 205H153V207L152 208H154ZM260 205H261V203H260ZM264 205V204H263ZM14 206L15 205H11V207L10 208H14ZM23 206V205H22ZM44 206V205H43ZM51 206V205H50ZM50 206H48L49 207V209L51 208ZM55 206V205H54ZM62 206V205H61ZM255 206V205H254ZM2 207H3V205H2ZM19 207V206H18ZM24 207V206H23ZM23 207L21 208V210H23ZM27 208L26 209H28V206H26ZM47 207V206H46ZM81 207V206H80ZM113 207H114V205H113ZM196 207V216L194 217V221L196 220V222H197V218H198V216H199V213L201 212V210H202V208H204V207H199L198 205L197 206H195ZM263 207V206H262ZM261 207V208H262ZM10 208L8 209V211L10 210ZM35 208V207H34ZM41 208V207H40ZM40 208H39V210H40ZM44 208H45V206H44ZM55 208V207H54ZM92 208V207H91ZM145 208V207H144ZM168 208V207H167ZM15 209H16V207H15ZM25 209V210H26ZM53 209V208H52ZM60 209H61V207H60ZM58 210V211H61V210ZM263 209V208H262ZM3 210V209H2ZM1 210V211H2ZM19 210V209H18ZM24 210V211H25ZM35 211H36V209H34ZM38 210V211H39ZM57 210V209H56ZM80 210H81V208H80ZM97 210V209H96ZM99 210V209H98ZM125 210V209H124ZM131 210H133V211H131ZM4 211H6L5 209H4ZM8 211H6L5 212V214L8 212ZM11 211H12V209H11ZM10 211V212H11ZM24 211H23V213H24ZM37 211V212H38ZM41 211H43V209L41 210ZM41 211H40V213H41ZM50 211H52L53 212V210H50ZM113 211V212H114ZM126 211V215L128 214V212ZM261 211V210H260ZM3 212V211H2ZM1 212V213H2ZM10 212L7 214V216L10 214ZM16 212V211H15ZM21 212V211H20ZM25 212H27V211H25ZM32 212H34V211H32ZM46 212V211H45ZM57 211H55L54 213H56ZM68 212V211H67ZM76 212V211H75ZM119 212V211H118ZM143 212V211H142ZM214 212V211H213ZM231 212V213H230ZM4 213V212H3ZM22 213V212H21ZM28 213H30V209H29V212ZM39 213V214H40ZM57 213H59V212H57ZM90 213H93V212H91L90 211V209H89V206H83V208H82V210L81 211H79L78 210V213L77 214H72V213H68V214H71V217H69V219H70V221L68 220V221H66V219L64 220V218H67L68 219V217L66 216V217H64L63 219L61 218V217H59V216H54V217H52V216H50V219H51V222L53 223V225L51 226V227H54L55 228V230L53 229V228H49L50 230L48 231V232H46L45 231V233L47 234L46 236H44V238H41V240H42V243H38L37 244V247L38 246H40V245H43L44 246V241L45 240H48L49 242L50 241H52V240H55V239H52V238H54L55 236H61V235H63V233L60 235V233L62 232L61 230H57L58 228H56V226L58 225V223H62L63 221H66L68 224H71V226H73V228L77 231L78 230V232H81L80 230L81 229H83L84 227H85V225L89 222V218H90ZM98 213V212H97ZM102 213H105L104 214V218H103V220L101 221V223L99 222V224L97 225V230L95 231V232H97V234H96V236H95V238H99V240L100 241H102V240H104V238H107L106 237V235H108L109 233H111L110 235L112 236V234H115V233H113L114 231H112V230H114V229H116L117 228V225H118V218L116 217V216H114L112 213H111V215L109 214L110 212L109 211H103L102 210ZM102 213L100 212V215H102ZM121 213V212H120ZM124 213V212H123ZM123 213H122V215H123ZM136 213V212H135ZM165 213V212H164ZM168 213V212H167ZM260 213V212H259ZM258 212H257V214H259ZM4 214V216L6 217V215ZM13 214V216L11 215V217H14V215H16V214H14V213H12ZM46 215L48 214V213H45ZM53 214V213H52ZM61 214V213H60ZM63 215H64V213H62ZM130 214V213H129ZM197 214H198V216H197ZM19 215V214H18ZM23 214H21V216H22ZM26 215V214H25ZM25 215L23 216V217H25ZM29 215V214H28ZM34 215H36V218L38 219V217H37V214H36V212L33 214V217H34ZM41 216H42V214H40ZM44 215V214H43ZM46 215H44L45 216V218H46ZM261 215V214H260ZM260 215H258V216H260ZM3 216V217H4ZM39 216V215H38ZM124 216H125V214H124ZM128 216V215H127ZM141 216V215H140ZM11 217L9 216V219H10V221H13V219H11ZM16 217L17 216H15L14 218L16 219ZM26 217H28V216H26ZM25 217V218H26ZM32 219H33V217L32 216H30ZM52 217V218H51ZM63 217V216H62ZM232 217H233V215H232ZM262 217V216H261ZM2 218V217H1ZM7 218V217H6ZM5 218V219H6ZM21 218L22 217H20V216H18V220H21ZM25 218H23V219H25ZM36 218H35V221H36ZM41 219H42V217H40ZM44 218V217H43ZM125 218H126V216H125ZM219 218V217H218ZM9 219H7L8 220V222H9ZM28 220L30 219V218H27ZM32 219H30V220H32ZM40 219V220H41ZM48 219V218H47ZM131 220H132V218H130ZM135 219V218H134ZM139 219V218H138ZM140 220V219H139ZM234 220V219H233ZM260 220H262V218L260 219ZM5 221V220H4ZM24 221V220H23ZM26 221V220H25ZM39 221V220H38ZM42 221V220H41ZM40 221V222H41ZM47 221V220H46ZM125 221V220H124ZM22 222V221H21ZM32 222V221H31ZM43 222V221H42ZM48 222V221H47ZM46 222V223H47ZM128 222V221H127ZM126 222V223H127ZM141 222V221H140ZM245 222L246 223H248V219H246L245 218ZM10 223H12V222H9V224ZM20 223V222H19ZM25 223V222H24ZM30 223V222H29ZM45 223V224H46ZM60 223V224H61ZM91 223V222H90ZM126 223H123V224H126ZM263 223V222H262ZM6 224V223H5ZM13 224H15V222L13 223ZM17 224H18V222H17ZM21 224V223H20ZM26 224V223H25ZM24 224V225H25ZM94 224V223H93ZM122 224V223H121ZM123 224L122 225H120L119 226V232L121 233V236H120V238L123 240V236H122V234H124L123 233V231H124V229H125V225L123 226ZM133 224H135V223H133ZM197 224V223H196ZM261 224V223H260ZM4 225V224H3ZM16 225V224H15ZM19 225V224H18ZM18 225H17V227H18ZM21 225H23V222H22V224ZM28 225V224H27ZM41 226H43L42 224H40ZM2 226V225H1ZM0 226V227H1ZM6 226V225H5ZM33 226V225H32ZM48 226V225H47ZM49 226H50V224H49ZM59 226V225H58ZM67 226H69V225H67ZM128 226H129V224H127V227H126V229L128 228ZM131 226V225H130ZM199 225H197V227H198ZM264 226V225H263ZM8 227H10L9 225H8ZM21 227H23V226H21ZM46 227V226H45ZM88 227H89V225H88ZM96 227V226H95ZM124 227V228H123ZM136 227V226H135ZM36 228V227H35ZM93 228V227H92ZM132 228H134V227H132ZM199 228H201L202 230H199L202 234H201V236H202V238L203 239H205L206 240V236H207V233H206V231H204V229L202 228V227H199ZM221 228V227H220ZM19 229V228H18ZM17 229V230H18ZM25 229V228H24ZM123 229V230H122ZM262 229H264V228H261V230ZM3 229L1 228L0 229V233H2L3 231H2ZM8 230H11L10 228L8 229ZM7 230V231H8ZM20 230H22L21 228H20ZM41 230V229H40ZM44 230V229H43ZM86 230V229H85ZM128 230V229H127ZM135 230V229H134ZM133 230V231H134ZM197 230V229H196ZM13 231H14V229H13ZM38 231V230H37ZM72 231V230H71ZM110 231H112V232H110ZM126 231V230H125ZM124 231V232H125ZM263 231V230H262ZM14 232H16V231H14ZM20 232V231H19ZM19 232H18V234H19ZM24 232H26V231H24ZM31 232V231H30ZM92 232V231H91ZM116 232V231H115ZM119 232H118V234H119ZM137 232V231H136ZM4 233H5V230H4ZM3 233V234H4ZM10 233H12V232H10ZM29 233V232H28ZM34 233V232H33ZM39 233V232H38ZM44 233V232H43ZM65 233V232H64ZM127 233V232H126ZM125 233V234H126ZM131 233V232H130ZM198 233V232H197ZM3 234H2V238H3ZM6 234V233H5ZM7 234H8V232H7ZM13 234V233H12ZM22 234V233H21ZM25 234H27V232L25 233ZM30 234V233H29ZM28 234V235H29ZM35 234L36 233H34V236H32L31 237V235H30V237H31V239L33 238V240H34V237H35ZM42 234V233H41ZM75 234V233H74ZM73 234V235H74ZM94 234V233H93ZM124 234V235H125ZM17 235V234H16ZM200 235V234H199ZM263 235H264V232H263ZM1 236V235H0ZM10 237V235H7V237ZM12 236H15V234L14 235H12ZM20 236H22V235H20ZM37 236V235H36ZM68 236H70V235H68ZM126 236V235H125ZM17 237H18V235H17ZM26 237H28L27 235H26ZM39 237V236H38ZM74 237V236H73ZM115 237H116V235H115ZM118 237V236H117ZM263 237V236H262ZM23 238H24V235H23ZM59 238H61V237H59ZM64 238H66V236L64 237ZM118 239V240H121V239ZM3 239H5V238H3ZM7 239V238H6ZM5 239V240H6ZM10 239H12V238H10ZM39 239H40V237H39ZM63 239V238H62ZM69 239V238H68ZM111 239V238H110ZM113 239H115V238H113ZM2 239H0V241H1ZM20 240V239H19ZM23 240H25V242L28 244V242L26 241V239H23ZM28 240H30V238L28 239ZM40 240V241H41ZM65 240V239H64ZM71 240V239H70ZM117 239H116V241H117V243H116V241H115V246H113L114 244L112 243V244H110V243H108L107 245H108V251H107V253H105V252H101V253H105V255H109V254H113L114 256L112 257V262H113V264L115 263V264H119V262H120V264H121V260H120V257H121V259H122V256H118V255H120L119 254V252H120V248H121V246H122V241L120 242V241H118ZM4 241V240H3ZM6 241H9V240H6ZM21 241V240H20ZM36 241H37V239H36ZM39 241V242H40ZM58 241H61V240H58ZM66 241H67V239H66ZM74 241V240H73ZM72 241V242H73ZM98 241V240H97ZM100 241H98V242H100ZM113 241V240H112ZM247 241V240H246ZM19 242V241H18ZM46 242V241H45ZM68 242V241H67ZM80 242V241H79ZM84 242V241H83ZM119 242V243H118ZM124 242V241H123ZM156 242V241H155ZM161 242H162V240H159L158 242H156V244H159V246L157 245V248H159L160 246H161ZM1 243H2V241H1ZM7 243V242H6ZM21 243V242H20ZM30 244H31V242H29ZM54 243V242H53ZM52 243V244H53ZM76 243H77V241H76ZM246 243V242H245ZM11 244H12V247H13V245L14 244H16V243H14L13 244V242H11ZM18 244V243H17ZM24 244V243H23ZM22 243H21V245H23ZM26 244V245H27ZM46 244V243H45ZM51 244V245H52ZM55 244H56V242H55ZM68 244V243H67ZM104 244V243H103ZM118 244H121L120 245V247L119 246H117ZM187 244H188V246H189V244H190V251H191V249L194 251H192V252H189V251H187ZM243 244V243H242ZM1 245V244H0ZM6 245V244H5ZM5 245H3V246H5ZM26 245H25V247H22L21 249L23 250V248H27L26 247ZM29 245V244H28ZM32 245V244H31ZM30 245V246H31ZM48 245V244H47ZM46 245V246H47ZM50 245V244H49ZM60 245V244H59ZM58 245V246H59ZM66 245V244H65ZM79 246H77L78 248H77V251H73V253H71V252H69L68 254L70 255V253H71V255L72 254H74V257L75 256H77L78 255V253L77 252H79V253H81L82 254V250H81V248H80V245H81V247L83 248V244H81V243H79L78 244ZM88 245V244H87ZM162 245H163V243H162ZM2 246V245H1ZM0 246V247H1ZM2 246V247H3ZM18 246H20V244L18 245ZM30 246H29V248H30ZM36 246V245H35ZM43 246H41V248L43 247ZM56 246V245H55ZM63 246L64 245H61V247L63 248ZM71 246V245H70ZM86 246V244L84 245V247ZM91 246H92V244H91ZM96 246V245H95ZM105 246H106V244H105ZM150 246L152 247V246H154L152 243L150 244ZM165 246V245H164ZM6 247V246H5ZM5 247H3V248H5ZM10 247H11V245H10ZM52 247V246H51ZM54 247V246H53ZM52 247V248H53ZM69 247V246H68ZM89 247V246H88ZM117 247H118V249H117ZM155 247V246H154ZM192 247H194V245L192 246ZM216 247V246H215ZM33 248V246L31 247V249ZM39 248V247H38ZM50 248V247H49ZM59 248V249H58ZM58 248H56V250H60L61 248L60 247H58ZM85 248H87V247H85ZM92 248V247H91ZM90 248V249H91ZM112 248V250H111V253H110V249ZM162 248H164L163 246L160 248V255H159V257L161 256V254H163L164 252H163V250H162ZM8 249V248H7ZM11 249V248H10ZM13 249V248H12ZM15 249V248H14ZM16 249H17V247H16ZM21 249H19L20 251H22ZM28 249V248H27ZM46 249H48V248H46ZM51 249V248H50ZM65 249V248H64ZM122 249V248H121ZM217 249H219L220 251H222V248L220 247H217ZM41 250V249H40ZM67 250V249H66ZM69 250V249H68ZM93 250V249H92ZM147 250H150V249H147ZM196 250H197V248H196ZM201 250V249H200ZM1 251H2V249H1ZM12 251V250H11ZM10 251V252H11ZM14 251V250H13ZM16 251V250H15ZM14 251V252H15ZM24 251V250H23ZM23 251H22V255H24V254H26L27 252H25L24 254H23ZM27 251V250H26ZM28 251H30V250H28ZM39 251V250H38ZM43 251V250H42ZM46 251V250H45ZM44 251V252H45ZM70 251V250H69ZM87 251H88V249H87ZM86 251V252H87ZM98 251V250H97ZM164 251H166V250H164ZM198 251V250H197ZM3 252V251H2ZM7 252V251H6ZM9 252V251H8ZM19 252V251H18ZM44 252H42V253H44ZM48 252V251H47ZM51 252H53V250L51 251ZM54 252H55V250H54ZM62 251H60V253H61ZM68 252V251H67ZM94 252H96V251H94ZM108 252H109V254H108ZM147 252V251H146ZM163 252V253H162ZM201 252V251H200ZM29 253V252H28ZM31 254L30 255H32L33 256V253H32V251L30 252ZM38 253V252H37ZM89 253H91L89 256H94V254L96 255V253H93V251L91 252L90 250H89V252H88V254ZM221 253V252H220ZM16 254H17V252H16ZM38 254H40V253H38ZM37 254V255H38ZM44 254H46V253H44ZM48 254H49V252H48ZM47 254V255H48ZM51 254V253H50ZM61 254H63V253H61ZM67 254V255H68ZM80 254V255H81ZM153 254V253H152ZM188 254V255H187ZM2 255V254H1ZM12 255H13V252H12ZM27 255V254H26ZM29 255V254H28ZM25 256L26 258L28 257V259H29V257H30V255L29 256ZM34 255H36V253L34 254ZM54 255H56V254H54ZM58 255V254H57ZM57 255H56V257H57ZM99 255H101V254H99ZM140 255H141V253H140ZM166 255V254H165ZM201 255H203V253H201V254H199V257H201ZM5 256V255H4ZM41 257L42 256H44L43 254L42 255H40ZM61 256V255H60ZM58 256L57 258H61V257H63V256ZM83 256V255H82ZM149 256V255H148ZM7 257H8V255H7ZM10 257H11V255H10ZM14 257H15V255H14ZM13 257V258H14ZM24 257V256H23ZM37 257V256H36ZM39 257V256H38ZM50 257H51V255H50ZM49 257V258H50ZM95 257H97V256H95ZM94 257V258H95ZM101 257V256H100ZM102 257H103V255H102ZM152 257V256H151ZM158 257V258H159ZM4 258V257H3ZM9 258V257H8ZM18 258H19V255H18ZM17 258V259H18ZM26 258H23L24 259V261H28V260H25ZM47 258V257H46ZM56 258V259H57ZM65 258V257H64ZM84 258V257H83ZM104 258H106V257H104ZM104 258H102V260H104ZM110 258H111V256H110ZM150 258V257H149ZM153 258V257H152ZM151 258V259H152ZM156 257H154L153 259H155ZM157 258V262L155 263L154 262V264H157V263H159L158 261L159 260H161V258L160 259H158ZM12 259V257L10 258V260ZM15 259V258H14ZM13 259V260H14ZM31 259H32V257H31ZM37 259V258H36ZM53 259V258H52ZM55 259V258H54ZM73 259H75V258H73ZM78 259V258H77ZM85 259H88V258H85ZM89 259H91V261H92V258H90L89 257ZM98 259V258H97ZM101 259V258H100ZM143 259V258H142ZM146 259V258H145ZM148 259V258H147ZM0 260H2V259H0ZM4 260V259H3ZM16 260V259H15ZM48 260V259H47ZM51 260V259H50ZM67 261L69 260V259H66ZM95 260H96V258H95ZM99 260V259H98ZM101 260V261H102ZM23 261V262H24ZM32 261V260H31ZM43 262L42 263H44V259L42 260ZM73 261V260H72ZM85 261V260H84ZM122 261H123V259H122ZM156 261V260H155ZM3 262V261H2ZM21 262V261H20ZM37 262V261H36ZM35 262V259H34V263H36ZM38 262H40V261H38ZM48 263H50V261H47ZM46 262V264H48ZM53 262V261H52ZM51 262V263H52ZM57 262H58V260H57ZM62 262V261H61ZM60 261H59V264L61 263ZM79 262V261H78ZM96 262V261H95ZM125 263H126V261H124ZM161 262V261H160ZM195 262V263H194ZM4 263H6V262H4ZM13 263V262H12ZM17 263H18V261H17ZM33 263V262H32ZM63 263V262H62ZM88 263V262H87ZM93 263H94V261H93ZM93 263H91V264H93ZM99 263V261L96 263V264H98ZM101 263V262H100ZM152 263V262H151ZM11 264V263H10ZM19 264H22V263H19ZM29 264V263H28ZM65 264H73V262H66ZM75 264V263H74ZM77 264V263H76ZM89 264V263H88ZM95 264V263H94ZM160 264V263H159Z\"/></svg>",
    "mask_w": 264,
    "mask_h": 264
}]
</instances>
